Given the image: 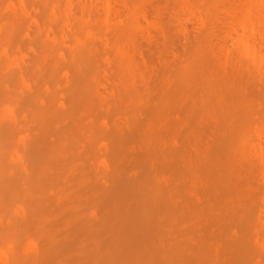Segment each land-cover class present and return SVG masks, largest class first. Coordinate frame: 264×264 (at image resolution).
<instances>
[{
	"label": "rangeland",
	"instance_id": "rangeland-1",
	"mask_svg": "<svg viewBox=\"0 0 264 264\" xmlns=\"http://www.w3.org/2000/svg\"><path fill=\"white\" fill-rule=\"evenodd\" d=\"M108 1L111 2V5L113 7L112 9L114 11L116 10L115 11L116 13L114 12L115 14L112 11L113 15L110 14V16H108L109 18L106 16V12H105V0H0V92H1L0 93V119L1 117L3 118L0 120V123L2 121L1 123L2 125L0 124L2 127L0 128V136H1L0 137V227L1 225H3L4 228L8 229L9 231L16 232L15 234L13 232L9 234H5V232L7 233V230L6 229L3 230L4 232L2 233L1 230L3 227L0 228L1 229L0 230V246H2L0 247V264L2 263L12 264V262L13 264L15 263L16 264L17 263L18 264H24V263L25 264H28V263L29 264H36V263L38 264H61V263L62 264H91L90 261L92 262V264H133V263L135 264H153V263L154 264H164V263L165 264L166 263L182 264L183 262H184L183 264H198V263L199 264L201 263L202 264L204 263L205 264L207 263L216 264L219 256L220 258L224 256L222 257L223 262L221 261V259L218 260V262H220L219 264L221 263L228 264V260H230V264H234V263L235 264L237 263L238 264H249V263L250 264H253V263L254 264H264L263 262L264 260H260L258 257V255L260 254V251L262 252L261 248L263 247L261 246L262 244H260L259 242L258 244L256 240H255L256 241L255 243L251 242V244L250 242H247L246 245H244L243 243L240 246L244 250V252H242L243 250L239 247L238 244H237L238 246L233 245V244H231L232 246L227 245L225 238L223 237V235L229 230L228 226L231 225L232 223L231 221H233V219H231L232 213H233L232 212L233 210L231 211L230 209L231 206H235V204L237 206V204L239 205V203L241 205L242 203L243 205H241V211L242 209H244V211L246 212H242V213H244V215L246 216L250 215L249 213H251V211L256 212L255 216L259 214L257 217L261 216L262 212H264L263 210L264 208L263 209L261 208V206L264 207L263 205L264 204L263 202V198H264V190H263L264 189V169H263L264 168L263 166L264 158H262V155L264 152L262 151L264 150V137L263 135L259 136L256 133L254 134V131H253L255 130V132H257L260 128L259 126L260 125L263 126V124L258 123V119H260L261 115L264 114V82L260 80V76L262 75L258 74L259 71L255 69V71L258 72L256 73V76L254 75L255 77H257V79L253 78V75L251 72V70L253 69L251 68L249 69L248 67L246 69V67L244 66L247 63L243 61L244 59L242 60V62L240 60V58H242L243 56L241 54L242 52H239L241 51L240 50L241 49V45H240L241 39L238 40V38H242L241 36L243 35H245L246 40H247V37L249 39V35L253 37V33L251 32L250 28L249 30L243 29L242 31V28L239 27L241 23L239 24V22H237V20L241 18L239 16L242 15L243 17V14L241 13L244 12L245 0H243L244 2L242 0H233V2L235 3H233L232 0H226V1L225 0H206L207 2L205 0H198V1L195 0V3L196 1L197 3L203 2L199 4L200 5L204 4V6L207 8L208 11L205 8L204 9H205V14L207 16L209 15L208 17L205 14L201 15V13H199V10H196V8L191 9L192 6L189 7L190 3L188 6L186 2L189 0H139V1L137 0L127 1L126 0L127 7L122 6L123 4L121 2L123 0L121 1L120 0H108ZM129 1H132L131 3L133 4V6ZM190 1L192 3V0ZM239 1L243 2L244 4L241 2L239 3ZM229 2H232V4L234 5L237 2L239 3V5L236 4L235 9L230 8L232 4H230ZM237 5L239 7L238 9H240L239 13L241 15L238 12H236V10H238L236 9ZM229 12L230 14H228ZM233 13H234V16H233ZM235 14L239 16L237 17L235 16ZM224 16H226V18L228 19H226ZM235 17L237 18L236 20H235ZM231 20H233V22L235 20L234 23L237 22L236 24H239L238 26L235 25L237 26V28L233 25ZM159 22L163 25V27L159 26L160 25ZM155 24L157 25V27L154 26ZM261 25L262 26H257V29L259 27H261V29L264 28V24H261ZM230 26H232V29L233 27H235L236 32L234 31L235 30L234 28L233 32L229 33V31L231 32ZM147 27L148 29H146ZM152 27H154V29H152ZM185 27L187 29H185ZM238 27L241 29H239ZM158 28L161 29V31H162V28H164V31L160 32ZM210 29L213 30V34ZM150 30L152 33L150 32ZM253 30L254 29H252V31ZM238 31L239 32L241 31V32L239 33ZM245 31H247V34H249L248 36ZM181 32H183V34ZM242 32L245 34L241 35ZM249 32H251L252 34H250ZM257 32H255L254 36L257 35ZM228 34H231V35L228 36ZM148 35H151V36H148ZM201 35L203 38L201 37ZM206 35L207 36L210 35L206 39V40L209 39L207 41L208 47L212 46L213 44L214 46H216V48L214 47L215 49H213V46L211 47L213 50L210 49V47L209 48L207 47L205 49L207 51V54L204 53L206 52L204 51V48H205L204 45H201L204 41H206L204 39L207 37ZM152 36L154 38H150ZM213 36L214 38H212ZM195 37H196L195 44H197L196 42L198 41L197 46L200 48L199 50L201 51L197 52L198 47L196 48L195 46V49L193 47L190 48L193 50L189 49L190 51H188L189 52L188 54L191 53L194 55L197 52L200 55L198 56L201 57L202 55H205V54L208 55V52H209L210 56H208L209 58L207 59H209V61H211L210 59L214 61V62L211 61L210 66L204 65L205 66L204 67L202 66V63H201V67L199 69L200 61L197 63L194 62V60L196 61V59H198V56H195L196 58L194 59L193 58L194 56H192L191 54L190 55L192 56L194 60L192 59L191 61H189L190 59L189 57H187L188 59H185L186 56L188 55L185 49L189 48V46L191 47V45L192 46L195 45L194 43L192 44V42H194ZM261 37L262 39L260 41L261 42L263 41L262 43L264 44V40H263L264 34L263 33L261 34ZM261 37L257 35V37L255 38L260 39ZM199 38H201V40ZM187 39H190V41L192 39V41L190 42L191 45L190 43H188L187 45V42H189V41H186ZM203 39L204 41H202ZM213 39H214V43H213ZM210 40L212 41L213 44L210 42ZM238 41H239L238 44L240 45L239 51H237L239 48L237 46ZM262 43L261 45L263 46ZM184 44L187 47H185ZM218 44L219 46L220 45L222 46L223 44V46L226 49L223 48V46H222L223 51L221 50V47L220 49L219 48L217 49ZM202 46L204 47L203 49H201ZM227 48L230 51L232 50L230 52L232 54L235 53L237 55L239 53L238 54L239 58L236 59V57L238 56H236L235 54L232 55L234 56L233 58L235 60L231 58L232 56H230L229 50ZM182 50H184L183 51L184 54L185 53L187 54L185 55V57H184V54L181 52ZM226 50L228 51L226 52ZM261 50L264 52V47H261ZM165 51H168L167 52L168 54L165 53ZM220 51L224 53L226 52L225 58L227 59L229 57L231 58L230 60L228 59L230 62L228 60L225 61V63L229 62L228 64L227 63L225 64L223 62V59L225 60L224 58L225 54L223 53L224 54L223 56V54ZM177 52L180 53L181 56L180 54L178 56V54H176ZM200 52H202L203 54L201 55ZM218 52L220 53V55ZM217 53H218L217 58L219 60L216 58ZM157 57L158 59H156ZM166 57L167 59H170V58L173 59L171 61L175 63L172 64V62L168 61ZM176 59L178 60L181 59L180 60L181 63ZM203 59L205 58H202L201 60ZM215 60L219 63V64L217 63L218 65L216 64ZM237 60H239L241 63L244 62L243 64H240V67L242 66L241 68L243 69V71L241 70V68L237 67V65H236L237 68H233L235 67L234 63ZM152 61H154V63ZM164 61L166 62L168 61V62L165 63ZM203 61H208V60H203ZM239 61L238 63L236 62V64H239ZM169 62L172 65H170ZM189 63L191 64L189 65ZM161 64L163 65V67ZM178 64H180L181 67H179ZM169 65L171 67H173L174 65V67L172 69H169L168 68ZM185 65H188V67L186 68L188 73L183 69L185 68ZM193 65L198 68H194ZM219 65L222 66V68H224L225 70H226V67L228 68V66L229 68L231 67L233 70L229 72L228 71L229 69H228L227 70L229 72L228 74L227 72H225L224 69L220 71L219 68L221 67ZM223 65H228V66H223ZM232 65L234 66L232 67ZM108 66L112 67L113 69L111 68L110 69L111 71L108 70ZM217 67H219L218 68L219 71ZM160 68L163 70H161ZM190 69L195 70L194 73ZM206 69L208 73L212 71V73L210 74L211 76L208 74L210 77L206 75L207 73L203 72L204 70L206 72ZM235 69L237 70L239 69V70L238 71L236 70V72H234ZM248 69L250 70V72ZM9 70L12 73L11 76H10ZM216 70H217V74H215ZM158 71L160 72V74ZM233 72L238 77H236V75L234 76ZM239 72H241L242 74ZM243 72H246V74L250 73L251 75L249 74L246 75ZM220 73H223V74H220ZM218 74H220L221 77L218 78L217 76ZM230 75L231 76L233 75L234 78L228 79L230 78ZM212 76H214L213 79H212ZM216 76L218 79H216ZM206 77L210 79L207 80ZM262 77L263 79L262 78L261 79L264 80V76ZM180 78H182V80ZM195 78L196 80H194L193 82V79ZM236 78L238 79L236 80ZM251 78L255 80L253 79L251 80ZM177 79H179V81H177ZM220 79H225V80L221 81V83L218 84L217 82H219ZM227 79L229 81L231 80V82L228 81L231 85L228 83L229 85L226 84L227 86L225 85L221 87V85L224 84V82L227 83L226 82ZM239 79L242 83L244 82V86L243 84L239 83ZM205 80L206 82L208 81V83H205ZM113 81L114 83L116 81L119 82L118 85L116 84L114 85ZM233 81L236 83L234 84ZM192 82L197 84L198 87H201V89L200 88L197 89V86L195 87V84H192V87H191ZM237 82L240 84V87L239 89L237 88L238 90H235L234 92L231 87H233L234 85L239 86ZM247 82L249 84H247ZM209 83L211 84V86L209 85ZM258 83H260L261 87H259L260 85ZM2 84L5 87H1L3 86ZM206 84H208L207 88H210V89L212 88V89L211 90L208 89L206 91L205 89ZM219 86L222 89H225V87H228L227 91L232 89V93L234 92L233 95H235V98L232 94H230L231 91L227 92V94L229 93L228 95L230 97H232L234 100L236 99L239 105L241 104L242 106H244L242 107L240 105L244 109V112L247 111V109L250 111L249 107L252 104V100L250 99L252 98L255 99L256 96H257L256 98L257 101L255 102L256 99L255 100L253 99V101L254 103H256L255 105H257V108H260V109L256 110L255 106H254L255 108L254 107H252L253 109L251 108V110H253L251 114L254 113L255 115V116L253 115L254 117L250 115L249 112H245L244 115L246 116H244V119H245L243 121L244 123L241 121L242 118L237 115L236 118L237 117L241 118V120H237L239 124L240 122H242L241 125L239 126L238 124H236L237 121L234 122L236 120L234 115L237 114V112L235 111L236 109H238V108H235V106L239 107V109H242V108H240L238 103H235L234 106H233L234 103H232L233 111H232V107L230 110L229 109V106L231 105V103L229 102L230 97L228 100L230 105L227 102H226L227 106L224 105V102L226 101L227 99L226 97H228V95H226V91L220 89ZM110 88L112 89L114 88V90ZM174 88L175 90L173 91ZM178 88H180L181 90L179 89L180 90L179 91ZM233 88L235 89V87ZM242 88L245 90H243ZM105 90L107 91L108 95H104V96H108L111 98L113 97L112 100L111 98L106 99V97L103 96L104 94L103 92L106 93ZM158 90H160L159 93L157 92ZM213 90L216 91V92L214 91L215 95L213 94ZM120 91L122 94L120 93ZM186 91L190 93L188 94ZM208 91L212 93L209 94ZM224 91L225 93H222ZM242 91H246V92H242ZM247 91L249 93H247ZM109 92L111 93L113 92L115 95L111 93L109 94ZM182 92L185 95H183ZM124 93L126 95H124ZM163 93L166 98L164 97ZM171 93L173 94L171 95ZM235 93L237 95L238 94L240 95L236 96ZM143 94L145 97L143 96ZM244 94H246L245 96L247 97L243 98ZM115 96L118 99H116ZM167 96H168V99H167ZM206 97L208 100L206 99ZM213 97L215 98V100L213 99ZM237 97L239 98L237 99ZM258 97H260V99ZM245 98H246V101H248L247 104H245L246 103ZM103 99L106 101H104ZM162 99H164V101ZM165 99L169 101L167 102L165 101ZM161 100L164 103L165 109L161 108V106H163L161 104L162 103ZM250 101H251V104L249 103ZM173 102L175 105L173 104ZM218 102H221V103L217 104ZM243 103L246 106L243 105ZM258 103L260 105H258ZM224 106L228 107L227 108L228 110H226ZM260 106H262L263 112L260 111L261 110ZM9 107L11 108L13 107L12 109L15 112L14 114L8 110ZM157 107L159 110H161L160 113L158 112L159 111L158 109L156 110ZM185 107L187 108V110ZM217 107L219 108L218 109L219 111L216 110ZM245 107H246V110H245ZM35 109H37L38 111H35ZM152 109L156 111L155 114ZM213 109H215V111L212 112ZM126 110H128V112ZM200 111H201V114H200ZM231 111L233 115H231ZM150 112L153 115H151ZM226 113L228 115H226ZM259 113H262V114H260V117H257ZM216 114H217V117L215 116ZM229 114L231 115L230 116L231 118L229 119L227 118L229 121H227V119H224L227 121L226 124L224 121V124L227 126L225 127L224 125L223 127L222 125V127L220 128L221 125H218L217 123L219 122V124H221L219 120L220 118L219 116H221L222 118H223V115H226V117H229ZM240 114H243V113L240 111ZM38 115L39 117L40 116L41 117L39 118ZM198 115L199 116L202 115V116L199 117ZM153 116L157 117L156 121L154 117V122L155 123L157 122V125L155 124L156 126L152 125L154 124V122H152ZM250 116H252L255 119L253 120V122H252L253 118L251 119ZM212 117H215L216 121L215 120L213 121ZM222 118L220 119L223 123ZM113 119H115L114 122H113ZM169 120H171L174 124H172L171 121L169 124ZM174 120L175 122H177V124L174 122ZM263 120H264V115L261 121ZM118 121H120L121 123L125 125L123 129L121 128L122 124H120ZM201 122L202 124H200ZM233 122L236 124V126H233L235 125ZM139 123L140 125H138ZM145 123L147 124L145 125ZM167 123L169 125H167ZM213 123H215V126L216 124H217V127L219 126L218 129L213 127L214 126ZM116 124H118L120 127L119 128L117 125V127L120 129L119 130L120 133L123 130L124 134L118 133L119 131L115 129ZM149 124L151 125L152 128L149 126ZM162 124L164 125L162 126ZM231 125L233 126V128L230 127ZM110 126H112V128ZM144 127L146 128V130L151 129L150 132L146 131L148 133L147 135L145 134L146 132L144 131L145 129ZM235 127L237 128V131L235 130L236 132L235 131L233 132ZM105 128L106 130L108 128V131L104 130ZM110 128L112 132L110 131ZM213 128H215V130H213ZM247 128H250L249 130L252 131L253 134L252 132L248 131ZM112 129L114 130V132ZM209 131L213 134L210 135ZM108 132L109 133L111 132V133L107 134ZM162 132L165 134H163ZM150 133L151 134L155 133V135L157 134L158 137L156 135L157 137L156 138L154 135H151ZM159 133H160V136H159ZM215 133L216 135L219 134V136L216 137ZM240 133L242 136L240 135ZM149 134L150 136H148ZM203 134L205 135V137ZM262 134H264V132ZM108 135L109 136L111 135L110 137L113 136L112 139L109 138ZM225 135H226V138L228 139L225 138ZM25 136H27L28 139ZM98 136L100 137L98 138ZM146 136H148L149 138ZM152 136L154 137L155 140L152 139L153 138ZM220 136H221V139H220ZM95 137L98 139L99 144L97 143V139ZM173 137H174V140H172ZM211 137L216 138V139L219 138V139L215 140ZM102 138L103 139L105 138V139L102 140ZM106 138L111 139L109 141L111 144L109 143V145H107L109 139L107 140ZM161 138L165 140L163 141ZM25 140H28V141L26 142ZM112 140H115L114 142H116L117 144H115ZM156 140H158V142ZM167 140H169V142ZM140 141L141 142L144 141L143 144ZM178 141L180 143H178ZM219 141L220 143H217ZM195 142L197 143L195 144ZM258 142L259 144H257ZM121 143H123V146L127 150L122 149V147L120 146L122 145ZM241 143L243 146L242 149H241L242 147ZM260 143L263 145H261ZM132 144L134 145V148L135 149L137 148L138 150H135ZM193 144L195 147L193 146ZM94 145H96L97 147ZM101 145L102 146L104 145L103 146L104 148ZM234 145H235V148H234ZM260 145H261V148L259 147ZM247 146H248V149H247ZM105 148H108V150H110L109 151L110 154L112 152L111 154L112 157H110L111 156L110 154L108 155L109 152H107V149ZM259 149L261 151H259ZM92 150L96 153L94 154ZM124 150L127 151V153H125ZM133 151L136 153H134ZM170 153H172V155ZM242 155L244 157H242ZM217 156H218V159H217ZM245 156L246 157L248 156V157L246 158ZM109 157L112 159H110ZM133 157H135L136 159ZM228 158L229 160H227ZM131 159L133 160L131 161ZM148 159L149 160L151 159V160L149 161ZM262 159H263V162H262ZM218 161L220 162L219 163L220 165L218 164ZM258 161L260 162V166H259ZM198 162H199V165H198ZM218 165H219V168L217 170ZM212 166L214 167V169ZM258 166L260 167V169ZM232 167L233 169L231 170L230 168ZM74 169H76V171ZM27 171L29 172V174ZM262 172H263V175L261 174ZM178 173L180 174L179 176H178ZM221 173L223 174V176ZM231 173H233V175ZM217 174L219 176H217ZM245 176H246V179H244ZM220 177L222 180L220 179ZM24 178L27 179V181ZM215 178H216V181H215ZM94 179L96 180L95 182H94ZM223 182H225V184ZM158 183H161L164 186L161 184L159 185ZM216 183L218 185H216ZM219 183L222 185L221 188H220ZM174 184L176 185V187H174L175 186ZM194 184L198 186H195ZM131 185H133V187ZM210 186L212 187L213 190L211 189ZM216 186H218V189L216 188ZM238 186L244 192L242 191H241L242 193L239 192L240 189L238 188ZM253 187L255 188V190ZM196 188L198 189L200 194L198 193ZM181 190L184 193V194L182 193L183 194L182 197H181L182 195ZM191 190L194 192H192ZM216 190L218 191L217 192L218 195L215 193ZM155 191H157L158 194H155L156 193ZM96 192L98 193V196L96 195ZM107 192L110 194H108ZM94 193L96 195L95 196L96 198H93ZM185 193L188 195V198L186 197ZM193 193H194V197H193ZM160 194H162V196ZM76 195H78L79 198ZM166 195L168 198L172 196L171 197L172 199L171 198H169L171 200L167 199V197H165ZM178 195H179V198H178ZM218 196H220L221 198ZM84 197L85 199L88 197L89 198L85 200ZM183 197H184V200H183ZM163 198H165V200ZM192 198L195 201H192ZM39 199L40 201H38ZM222 199H223V202H222ZM238 200L239 202L237 203L236 201ZM179 201L182 203H180ZM231 201L235 202V203L233 202L234 205H231L232 204ZM193 202L194 203L196 202V203L192 205ZM218 203H219V206H218ZM87 206L89 208H87ZM178 207H181V208L178 209ZM206 207L208 208V211ZM220 207H221V210H220ZM252 207L254 208V210ZM182 212L185 217L183 216ZM191 212H194V213L192 214ZM237 212L241 213L239 212V210ZM260 212H261V215H260ZM171 213H173L174 215ZM212 213L213 215L215 214V217L217 215L218 217L217 219L220 220L219 222H217L218 220H216L215 217L212 216ZM156 215L160 217H157ZM79 216L80 217L82 216V217L80 218ZM87 216L88 217L91 216L90 219ZM186 217L190 220V222L187 223L188 219ZM252 217L250 218V220L254 221L255 220L254 216ZM8 219L10 221H13L12 224ZM84 219L86 221H84ZM156 219H158L159 221ZM87 220L89 223H87ZM143 220H145L146 222L144 223ZM246 220L248 221L249 219L246 218ZM132 221H134V223H132ZM160 221L161 222L163 221L162 222L163 224ZM183 221L184 223H182ZM213 221H216V222L213 223ZM157 222L160 224L161 228L159 227V224ZM167 222L169 225L167 224ZM216 223L218 224L216 225V227L220 229L224 227L222 231L220 230V233H217V231L215 230L218 228L213 227L215 226ZM237 224L241 226H244V225L247 226L246 223L242 224V222H237ZM6 225L9 228H7ZM188 225L189 227H187ZM246 226H244V228L241 227L240 229L245 230ZM252 226L254 227V225H251L250 227ZM209 228H211L212 231L216 232L218 235L219 234L221 235V232H222L221 237L220 235L219 236L216 235L217 240L219 239L220 242L222 241L220 248H219L221 251L216 248L214 249V251L211 249V248H214L215 245L217 246V244H215L213 247L212 242L218 243L219 241L216 242V240L215 241H211V239L209 240V238H211L212 235H215L212 232H211L212 233L211 235L210 230H208ZM26 229L28 231L30 230L29 233L27 234H26V231H27ZM88 230L90 231L92 230V231L89 232ZM157 231L161 236L157 233ZM261 231H263V228L261 229ZM116 232L120 237L116 234ZM156 233L158 234L159 237L156 235ZM10 234L12 237L20 236L19 238L17 237L15 238V239H19V240H16L15 242L17 244L15 245L18 247L14 246L13 248V246L10 243H8L12 240L11 239L12 237L9 238L10 240H8V237H10L9 236ZM22 234L23 235L25 234L27 238L23 236ZM181 234L184 236V238L181 236ZM250 234L251 232L249 231V235ZM6 235L8 236L7 238L5 237ZM186 235L188 239L186 238ZM249 235H247V237L249 238V240H251L250 239L251 237ZM53 237H55L57 241L55 240L54 242ZM22 238L24 239V241ZM25 238L27 240H25ZM185 238H186V241H185ZM222 238L224 239V241L222 240ZM29 239L31 241H29ZM34 239L38 243V247L36 246ZM48 239H50L51 241ZM190 240H191V243H190ZM169 241L171 243H169ZM195 241H197L198 245L196 244ZM208 241H210L211 243V248L207 247L209 246ZM91 242L95 244V247ZM145 242L147 243L149 242L150 244H147ZM151 242L154 243L155 245H151ZM12 243L14 242L12 241ZM69 243L71 244V246ZM3 244H5L4 247L6 246L5 248H7L6 252L5 250H3L4 248ZM176 244L178 247L176 246ZM184 244H186L185 246L186 248H184ZM224 245L227 247L229 252L225 250L226 248L224 249ZM250 245L252 246V248ZM98 246L99 247L101 246V247L99 248ZM246 246L247 248H245ZM218 247H219V244L217 248ZM249 247L251 250L249 249ZM26 248L29 249L28 250L29 252L26 251L27 250ZM208 248H210V251L211 250L213 251V252L211 251L213 254L217 253L215 250H217L218 252L220 251L219 256L216 254L217 258L215 262H214L215 254L213 256L211 255L210 258H207L206 260V257L209 254H211ZM169 249L171 250L169 251ZM93 250H95L96 252L94 253ZM3 251L5 252V255ZM15 251H18V252H15ZM171 251H174V252L172 253ZM190 251L192 253H190ZM8 252H11L12 255H10V253ZM206 252L209 254H207ZM250 252L252 253L248 257ZM13 253L14 254L16 253L15 255L17 256L19 254V257L15 256ZM238 253L240 254L239 257H238ZM263 253L264 252H262L259 256H261ZM153 254L155 256H153ZM242 254L244 255L242 256ZM27 256L29 257V259L27 258ZM174 257L176 258L174 259ZM211 258H213V260ZM148 259H150L151 261H149ZM209 259H210V262L208 261ZM162 261L164 263H162ZM193 261L194 262L196 261V262L194 263Z\"/></svg>",
	"mask_w": 264,
	"mask_h": 264
},
{
	"label": "bare ground",
	"instance_id": "bare-ground-1",
	"mask_svg": "<svg viewBox=\"0 0 264 264\" xmlns=\"http://www.w3.org/2000/svg\"><path fill=\"white\" fill-rule=\"evenodd\" d=\"M120 1H121V0H120ZM127 1H128V0H127ZM127 1H126V0H123V1L121 2L123 5H122V4H120V5H122V6H126V7H127V5H126V4H127ZM133 1H135V0H133ZM137 1H139V0H137ZM197 1H198V0H197ZM197 1H196V3H195V0H194V1L192 0V3H191L190 0H189V1H186V2H187V4H188V6H189V3H190V6H189V7L192 6L191 9H192V8H196V10H199V13H201V15H202V14H205V9L207 10V8L204 6V4H202L203 6L200 5V4L203 3V2H201V3L198 2V3H197ZM205 1H206V0H205ZM225 1H226V0H225ZM242 1H243V0H242ZM129 2L131 3L132 1H129ZM142 2H143V1H142ZM146 2H147V1H146ZM146 2H144V3H146ZM184 2H185V1H184ZM206 2H207V1H206ZM206 2H205V3H206ZM232 2H233V0H232ZM232 2H229V3L232 4ZM240 2H241V1H239V3H240ZM243 2H244V1H243ZM243 2H241V3H243ZM199 3H200V4H199ZM233 3H235V2H233ZM239 3L236 2V4H238V5H239ZM244 3H245V4H244ZM244 3H243V4L245 5V6H244V12L242 11L243 13H241V14H243V17H244V18H243L242 15L239 13V10H240V9H238V8H239L238 5H237V7H236V9H238V10H236V12H238L241 16L235 14V16H237V17H238V16L241 17V18H239V19L237 20V22H239V24H240V23H241V24H240V25H239V24H236L237 22L234 23L235 20L237 19L236 17H235L234 22H233V20H231V21H232V23H233L234 26H235V25H237V26L239 25V27L242 28V31H243V29H245V30L248 29V30H249V28H250V29H251V32L253 33V37H252L251 35L247 34V31H245L246 34H247V36L249 35V39H250V40H249L248 37H247V40H246V39H245V38H246L245 35H243V34H245V33L242 32L241 35H243V36L240 35L242 38H238V40L241 39V40H240V43H241V44H240V45H241V49H240V47H239L240 45L238 44V43H239V41H238V42H237V46H238L239 48H238V50H237V49H235V50H237V51H239V49L241 50V51H239V52H242L241 54H242V56H243L242 58H240L241 62H242V60L244 59L243 61H245V63H247V64H245L244 67H246V69H247V67H248L249 69H250V68L253 69V70H251L252 75H253V78H256V79H257V77H255V76H256V73H258L257 71H259L258 74H261L262 76H264V52L262 51L263 49L261 50V47H264V44L262 43L263 41H262V42L260 41V40L262 39V37H263V35H262V37H261V34H262V33L264 34V28L261 29V27H259L260 29H259V28L257 29V26H262L261 24H264V0H245ZM124 4H125V5H124ZM131 4H132V3H131ZM236 4H235V5L232 4L233 6L231 5L230 8H234V9H235ZM132 6H133V4H132ZM144 6H145V5H144ZM186 6H187V5H186ZM206 6H207V5H206ZM229 6H230V5H229ZM229 6H228V8H229ZM138 7H139V5H138ZM112 8H113V7H112V5H111V2L108 1V0H105V12H106V16H107V17L110 16V14L113 15V13L116 11V10L114 11ZM128 8H129V7H128ZM204 8H205V9H204ZM209 8H210V7H209ZM209 8H208V9H209ZM114 9H115V8H114ZM210 9H211V8H210ZM225 9H226V8H225ZM136 10H137V9H136ZM220 10H221V9H220ZM223 10H224V9H223ZM112 11H113V13H112ZM186 11H187V10H186ZM207 11H208V10H207ZM226 11H227V10H226ZM233 11H234V10H233ZM139 12H140V11H139ZM142 12H143V11H142ZM177 12H178V11H177ZM115 13H116V12H115ZM115 13H114V14H115ZM146 13H147V12H146ZM146 13H145V14H146ZM206 13H207V12H206ZM136 14H137V13H136ZM143 14H144V13H143ZM207 14H208V13H207ZM226 14H227V13H226ZM228 14H230V12H229ZM137 15H138V14H137ZM205 15H206V14H205ZM176 16H178V15H176ZM206 16H207V15H206ZM208 16H209V15H208ZM208 16H207V17H208ZM233 16H234V13H233ZM224 17L226 18V16H224ZM229 17H230V16H229ZM108 18H109V17H108ZM233 18H234V17H233ZM242 18H243V20H242ZM226 19H228V18H226ZM229 20H230V19H229ZM241 20H242V21H241ZM240 21H241V22H240ZM228 22H229V21H228ZM228 22H227V23H228ZM153 23H154V22H153ZM159 23H160V22H159ZM159 23H158V24H159ZM212 23H213V22H212ZM230 23H231V22H230ZM230 23H229V24H230ZM138 25H139V24H138ZM139 26H140V25H139ZM141 26H142V25H141ZM154 26L157 27L156 24H155ZM159 26H162V27H163V25H162L161 23H160ZM205 26H206V25H205ZM208 26H209V25H208ZM228 26H229V25H228ZM237 26H235V27L237 28ZM156 27H155V28H156ZM216 27H217V25H216ZM235 27H233V29H234ZM239 27H238V28H239ZM164 28H165V27H164ZM164 28H162V31H164ZM211 28H212V27H211ZM220 28H221V27H220ZM228 28H229V27H228ZM228 28H227V29H228ZM230 28H231V32L229 31V33H232V32H233L232 26H230ZM236 28H235V30H234L235 32H236ZM241 28H239V29H241ZM140 29H141V28H140ZM146 29H148V27H147ZM152 29H154V27H152ZM158 29H159V28H158ZM185 29H187V28L185 27ZM212 29H213V28H212ZM212 29H210V30H211V32H212V34H213V30H212ZM227 29H226V30H227ZM239 29H238V30H239ZM252 29H254V30L252 31ZM256 29H257V30H256ZM159 30H160V32H162L161 29H159ZM182 30H183V29H182ZM199 30H200V29H199ZM179 31H180V30H179ZM185 31H186V30H185ZM257 31H258V32H257ZM260 31H261V33H260ZM150 32H151V30H150ZM203 32H204V31H203ZM205 32H207V31H205ZM209 32H210V31H209ZM238 32H239V31H238ZM240 32H241V31H240ZM240 32H239V33H240ZM251 32H249V33L252 34ZM255 32H257V35H258L259 37H261L260 39H259V38H255V37H257V35L254 36ZM148 33H149V32H148ZM148 33H147V34H148ZM151 33H152V32H151ZM156 33H157V32H156ZM163 33H164V32H163ZM181 33L183 34V32H181ZM258 33H259V34H258ZM149 34H150V33H149ZM182 34H181V35H182ZM187 34H188V33H187ZM203 34H204V33H203ZM210 34H211V33H210ZM212 34H211V35H212ZM153 35H154V34H153ZM160 35H161V34H160ZM207 35H208V34H207ZM207 35H206V36H207ZM229 35H231V34H228V36H229ZM236 35H237V34H236ZM236 35H235V36H236ZM148 36H151V35H148ZM148 36H147V37H148ZM209 36H210V35H209ZM209 36H207V37L204 38V39L206 40ZM240 36H239V37H240ZM158 37H159V36H158ZM201 37H202V35H201ZM232 37H233V36H232ZM237 37H238V36H237ZM150 38H154V37L152 36V37H150ZM182 38H183V37H182ZM202 38H203V37H202ZM212 38H214V36H213ZM243 38H244V39H243ZM195 39H196V37L194 38V42H192V44H193V43L195 44ZM199 39L201 40V38H199ZM204 39H203L202 41H204ZM197 40H198V38H197ZM208 40H209V39H208ZM208 40L204 41L205 43L203 42V43L201 44V45H204V47H205V48H204V47L202 46V48H201V49L204 48V51H206L205 49L208 47V45H207V44H208V42H207ZM215 40H216V39H215ZM226 40H227V39H226ZM226 40H225V41H226ZM263 40H264V39H263ZM186 41H189V42H187V45H188V43H190V42L192 41V39H191V41H190V39H187ZM186 41H185V42H186ZM202 41H201V42H202ZM223 41H224V40H223ZM154 42H155V41H154ZM210 42L212 43L211 40H210ZM235 42H236V40H235ZM196 43H197V44H195V45H193V46H192L191 43H190L191 47L189 46V48L185 49V50L187 51V54L189 53L188 51L193 50V49H190V48L193 47V48L195 49V46H196V48L198 47V46H197V45H198V41H197ZM213 43H214V39H213ZM213 43H212V44H213ZM216 43H218V42H216ZM261 43L263 44V46L261 45ZM7 44H8V43H7ZM153 44H154V43H153ZM224 44H225V43H224ZM8 45H9V44H8ZM172 45H173V44H172ZM172 45H171V46H172ZM184 45H185V44H184ZM206 45H207V46H206ZM216 45H217V44H216ZM164 46H165V45H164ZM212 46H213V49L216 48V46H214V44H213ZM212 46H209L210 49H212V48H211ZM222 46H223V44H222ZM222 46H221V45L219 46V44H218L217 49H218V48L220 49V47H221V50L223 51V48H225V47L223 46V48H222ZM225 46H227V45H225ZM237 46H236V47H237ZM176 47H177V46H176ZM182 47H184V46H182ZM185 47H187V46L185 45ZM209 47H208V48H209ZM214 47H215V48H214ZM181 49H182V48H181ZM189 49H190V50H189ZM197 49H198L197 52L201 51V50H199V49H200L199 47H198ZM213 49H212V50H213ZM217 49H216V51H217ZM225 49H226V48H225ZM227 49H228V48H227ZM177 50H178V49H177ZM177 50H176V51H177ZM228 50H229V49H228ZM228 50H226V52H227ZM235 50H234V52H235ZM183 51H184V50H182L181 52L183 53ZM222 51H220V52L223 54L224 52H222ZM231 51H232V50H231ZM231 51L229 50V54H230V56H232V55L235 54V53H233V54L230 53ZM167 52H168V51H165V53H167ZM197 52H196L194 55L190 53L192 56H194V57H193L194 59L196 58L195 56H198V55H199V53H197ZM226 52L224 53L225 56H224V54H223L224 58L226 57ZM169 53H170V51H169ZM204 53L207 54V51L204 52ZM213 53H214V51H213ZM215 53H216V52H215ZM218 53H219V52H218ZM218 53H217V55L215 54V55H216V58L218 57ZM236 53H237V52H236ZM167 54H168V53H167ZM167 54H166V55H167ZM176 54H178V56H179L180 53L177 52ZM176 54H174V55H176ZM183 54H184V53H183ZM187 54L185 53V54H184V57H185V55H187ZM190 54H188V55H190ZM196 54H197V55H196ZM200 54L202 55L203 53L200 52ZM206 54H205V55H206ZM238 54H239V53H238ZM238 54H237V55L235 54V55L238 56ZM108 55H109V54H108ZM188 55L186 56L185 59H188L187 57H189V58H190L189 61H191L193 58H192L191 55H190V56H188ZM205 55H202L201 57H202V58H205V59H203V60H208V61H203V60H201L202 58L199 57L200 55L198 56V59H196V61L193 59L194 62H196V63L200 61V62H199V63H200V65H199V69H200V67H201V63H202V66H204V65H207V66L209 65V66H210V64H211L212 59H210L211 61H209V59H207V58H209L208 56H210V53L208 52V55H206V56H205ZM213 55H214V54H213ZM219 55H220V53H219ZM159 56H160V55H159ZM167 56H168V55H167ZM180 56H181V54H180ZM164 57H165V56H164ZM174 57H176V56H174ZM213 57H215V56H213ZM213 57H212V58H213ZM221 57H222V56H221ZM228 57H229V56H228ZM233 57H234V56H232L231 58H233ZM231 58L229 57L228 59L230 60ZM238 58H239V56L236 57V59H238ZM143 59H144V57H143ZM143 59H142V60H143ZM156 59H158V57H157ZM166 59H167V57H166ZM217 59H218V58H217ZM221 59H222V58H221ZM228 59H227V58H225V60L223 59V62L225 63V61L228 60ZM233 59H234V58H233ZM152 60H153V59H152ZM167 60L170 61V62H172L171 60H173V59L170 58V59H167ZM176 60H178V59H176ZM180 60H181V59H180ZM180 60H178V61L181 63ZM197 60H198V61H197ZM218 60H219V59H218ZM229 60H228V61H229ZM234 60H235V59H234ZM76 61H77V60H76ZM144 61H145V59H144ZM168 61H167V62H168ZM201 61H202V62H201ZM215 61H216V60H215ZM238 61H239V60L235 61V63H234V64H235V67H233L234 65H232L233 68H237V67L241 68V67H242V66L240 67V64H243L244 62L241 63V62L239 61V64H236V62L238 63ZM77 62H78V61H77ZM77 62H76V64H77ZM152 62L154 63V61H152ZM164 62L167 63L166 61H164ZM170 62H169V64H170ZM207 62H209V63H207ZM212 62H214V61H212ZM221 62H222V61H221ZM223 62H222V63H223ZM229 62H230V61H229ZM229 62H226V63L228 64ZM231 62H232V61H231ZM233 62H234V61H233ZM78 63H79V62H78ZM141 63H142V62H141ZM165 63H164V64H165ZM174 63H175V62H172V64H174ZM176 63H177V62H176ZM205 63H207V64H205ZM217 63H218V62L216 61V64H217ZM226 63H225V64H226ZM143 64H144V62H143ZM172 64H170V65H172ZM190 64H191V63H189V65H190ZM216 64H215V65H216ZM218 64H219V63H218ZM218 64H217V65H218ZM109 65H110V63H109ZM141 65H142V64H141ZM161 65H162V64H161ZM166 65H168V64H166ZM170 65H169L168 68H169V69H172V68L174 67V65H173V67H171ZM236 65H237V67H236ZM135 66H136V65H135ZM175 66H177V65H175ZM178 66L181 67L180 64H178ZM183 66H184V65H183ZM212 66H213V65H212ZM219 66H220V65H219ZM223 66H228V65H223ZM230 66H231V65H230ZM162 67H163V65H162ZM179 67H178V69H179ZM187 67H188V65H185V68H183L186 72H187V70H186ZM193 67H194V68H198V67H196V66H194V65H193ZM204 67H205V66H204ZM220 67H221V68L217 67V69L219 68L220 71L224 69V68H222V66H220ZM111 68H112V67L108 66V70H110ZM138 68H139V67H138ZM141 68H142V67H141ZM158 68H159V66H158ZM176 68H177V67H176ZM210 68H211V67H210ZM230 68H231V67H230ZM230 68H229V66H228V68L226 67V70L224 69L225 72H227V73L229 74V72L233 70L232 68H231V69H230ZM112 69H113V68H112ZM160 69H161V68H160ZM199 69H198V70H199ZM202 69H203V67H202ZM219 69H218V71H219ZM228 69H229V70H228ZM249 69H248V70H249ZM255 69H256L257 71H255ZM142 70H143V69H142ZM161 70H163V69H161ZM190 70H191V69H190ZM227 70H228L229 72H228ZM236 70H237V69H235L234 72H236ZM238 70H239V69H238ZM238 70H237V71H238ZM241 70L243 71L242 68H241ZM110 71H111V70H110ZM140 71H141V70H140ZM191 71L194 73L195 70H191ZM202 71H203V70H202ZM253 71H254V72H253ZM141 72H142V71H141ZM158 72H159V71H158ZM161 72H163V71H161ZM203 72H204V73H207L206 75H208V74L210 75V74L212 73V71H211L210 73H208V72H207V69H206V72H205V70H204ZM214 72H215V71H214ZM234 72H233V73H234ZM247 72H248V71H247ZM249 72H250V70H249ZM9 73H10V76H11L12 73H11L10 70H9ZM168 73H169V72H168ZM187 73H188V72H187ZM190 73H191V72H190ZM218 73H219V72H218ZM227 73H226V74H227ZM237 73H238V72H237ZM239 73H241V72H239ZM243 73L246 74V72H243ZM159 74H160V72H159ZM164 74H165V73H164ZM215 74H217V70H216V73H215ZM220 74H223V73H220ZM220 74L217 75L218 78L221 77ZM231 74H232V73H231ZM241 74H242V73H241ZM248 74L251 75L250 73H248ZM248 74H246V75H248ZM166 75H167V74H166ZM172 75H173V74H172ZM209 75H208V76H209ZM235 75H236V74L234 73V76H235ZM254 75H255V76H254ZM210 76H211V75H210ZM210 76H209V77H210ZM217 76H216V79H218ZM224 76H225V75H224ZM232 76H233V75H232ZM232 76L230 75V78H228V79H231V78L233 79L234 76H233V77H232ZM262 76H260V80H261L262 82H264V80H262V79H263ZM204 77H205V76H204ZM213 77H214V76H212V79H213ZM226 77H227V75H226ZM236 77H238V76L236 75ZM239 77H240V76H239ZM243 77H244V76H243ZM245 77H246V76H245ZM7 78H9V77H7ZM103 78H104V77H103ZM103 78H102V79H103ZM192 78H194V77H192ZM196 78H197V77H196ZM196 78L193 79V82H194V80H196ZM253 78H251V80H252ZM261 78H262V79H261ZM104 79H105V78H104ZM109 79H110V78H109ZM180 79L182 80V78H180ZM183 79H184V78H183ZM186 79H188V78H186ZM190 79H191V78H190ZM206 79L209 80L210 78L208 79V78L206 77ZM228 79H227V81H226L227 83L224 82V84H222L221 87H223V86H225L226 84H228L229 82H231V80L229 81ZM237 79H238V78H236V80H237ZM181 80H180V81H181ZM197 80H198V79H197ZM223 80H225V79H220V81L217 82V83L220 84L221 81H223ZM247 80H248V78H247ZM251 80H250V81H251ZM253 80H255V79H253ZM108 81H109V80H108ZM111 81H112V80H111ZM161 81H162V80H161ZM169 81H170V80H169ZM177 81H179V79H177ZM216 81H217V80H216ZM228 81H229V82H228ZM244 81H245V79H244ZM109 82H110V81H109ZM116 82H117V81H116ZM116 82L114 83V81H113V84H114V85H115V84L118 85L119 82H117V83H116ZM188 82H189V81H188ZM193 82L191 83V87H192V84H195V83H193ZM196 82H197V81H196ZM233 82H234V81H233ZM248 82H249V80H248ZM248 82H247V84H249ZM252 82H253V81H252ZM110 83H111V82H110ZM155 83H156V82H155ZM155 83H154V84H155ZM159 83H160V82H159ZM162 83H163V82H162ZM164 83H165V81H164ZM205 83H208V81L206 82V80H205ZM214 83H215V82H214ZM235 83H236V82H234V84H235ZM237 83H238V82H237ZM239 83L243 84V86H244V82L242 83V82L240 81V79H239ZM239 83H238V84H239ZM245 83H246V81H245ZM250 83H251V82H250ZM174 84H175V83H174ZM198 84H199V83H198ZM201 84H202V83H201ZM212 84H213V83H212ZM229 84H230V83H229ZM229 84H228V85H229ZM256 84H257V83H256ZM258 84L260 85V83H258ZM2 85H3V84H2ZM114 85H113V86H114ZM175 85H176V84H175ZM207 85H208V84H206V86L204 85L206 91H207L208 89L211 90L212 88H211V89H210V88H207V87H208ZM209 85L211 86L210 83H209ZM216 85H217V84H216ZM230 85H231V84H230ZM245 85H246V84H245ZM262 85H263V83H262ZM196 86H197V89H199V88L201 89V87H198L197 84H195V87H196ZM199 86H200V85H199ZM226 86H227V85H226ZM243 86H242V87H243ZM1 87H5V86L3 85V86H1ZM103 87H104V86H103ZM109 87H110V86H109ZM144 87H145V86H144ZM153 87H154V86H153ZM177 87H178V85H177ZM184 87H185V86H184ZM221 87L219 86L220 89H222ZM229 87H230V86H229ZM233 87H235V89H234ZM233 87H231V88H232L233 91L235 92V90H238V89H239L240 84H239V86L234 85ZM248 87H249V85H248ZM248 87H247V88H248ZM252 87H253V85H252ZM259 87H261V85H260ZM262 87H263V86H262ZM175 88H176V87H175ZM175 88L173 89V91L175 90ZM188 88H189V87H188ZM214 88H215V87H214ZM237 88H238V89H237ZM104 89H105V88H104ZM110 89H112V88H110ZM115 89H117V88H115ZM121 89H122V88H121ZM121 89H120V90H121ZM154 89H155V88H154ZM154 89H153V90H154ZM179 89H180V88H178V90H179ZM227 89H228V87H225V89H222V90H225V91H226V95L229 94V93L227 94V92H229V91H231L230 94L233 95L234 92L232 93V89L229 90V91H227ZM240 89H241V88H240ZM242 89H243V88H242ZM256 89H257V88H256ZM7 90H8V89H7ZM112 90H114V88H113ZM180 90H181V89H180ZM180 90H179V91H180ZM217 90H218V89H217ZM222 90H220V91H222ZM243 90H245V89H243ZM4 91H5V90H4ZM102 91H103V89H102ZM105 91H106V90H105ZM139 91H140V90H139ZM145 91H146V90H145ZM159 91H160V90H158L157 92L159 93ZM167 91H168V90H167ZM170 91H171V90H170ZM183 91H184V90H183ZM214 91H215V90H213V94H214ZM225 91L222 92V93H225ZM115 92H116V91H115ZM186 92H187V91H186ZM194 92H195V91H194ZM208 92H209V91H208ZM208 92H207V93H208ZM215 92H216V91H215ZM242 92H246V91H242ZM0 93H1V92H0ZM81 93H82V92H81ZM100 93H101V92H100ZM103 93H104L103 96H104V95H108V94H107V91H106V93H105V92H103ZM110 93H111V92H109V94H110ZM120 93H121V91H120ZM143 93H144V92H143ZM152 93H153V92H152ZM187 93H188V92H187ZM189 93H190V92H189ZM189 93H188V94H189ZM210 93H212V92H209V94H210ZM220 93H221V92H220ZM238 93H239V92H238ZM247 93H249V92L247 91ZM2 94H3V93H2ZM5 94H6V93H5ZM101 94H102V93H101ZM111 94L115 95L113 92H112ZM121 94H122V93H121ZM139 94H140V93H139ZM161 94H162V93H161ZM166 94H167V93H166ZM172 94H173V93H171V95H172ZM175 94H176V93H175ZM182 94L185 95L183 92H182ZM217 94H218V93H217ZM235 94H236V93H235ZM113 95H111V96H113ZM124 95H126V94L124 93ZM158 95H159V94H158ZM163 95H164V93H163ZM169 95H170V94H169ZM169 95H168V96H169ZM191 95H192V94H191ZM197 95H198V94H197ZM202 95H203V93H202ZM214 95H215V94H214ZM214 95H213V96H214ZM226 95H225V96H226ZM238 95H240V94H238ZM238 95L236 94V96H238ZM245 95H246V94H244L243 98H244V97H247V96H245ZM26 96H27V95H26ZM109 96H110V95H109ZM121 96H123V95H121ZM141 96H142V95H141ZM143 96H144V94H143ZM156 96H157V94H156ZM168 96H167V99H168ZM206 96H207V94H206ZM223 96H224V95H223ZM233 96H234V98H235V95H233ZM81 97H82V96H81ZM104 97H106V99L111 98V97H108V96H104ZM115 97H116V96H115ZM144 97H145V96H144ZM164 97H165V95H164ZM164 97H163V98H164ZM169 97H170V96H169ZM181 97H182V96H181ZM199 97H200V96H199ZM211 97H212V96H211ZM229 97H230L229 95H228V97H226L227 99H226V101L224 102V105L227 106L226 102H227L228 104H229V102H230L231 105L229 104V105H230V106H229V109L231 110V107H232V111H233V106L235 105V103H238V102L236 101V99L234 100L232 97H230V100H229ZM239 97H241V96H239ZM239 97H237V99H238ZM112 98H113V97H112ZM112 98H111V100H112ZM134 98H135V97H134ZM150 98H151V97H150ZM157 98H158V97H157ZM165 98H166V97H165ZM190 98H191V97H190ZM216 98H217V96H216ZM218 98H219V96H218ZM224 98H225V97H224ZM224 98H223V99H224ZM256 98H257V96H256ZM256 98H255V99H256ZM258 98L260 99V97H258ZM116 99H118V98L116 97ZM121 99H122V98H121ZM141 99H142V98H141ZM174 99H175V98H174ZM174 99H173V100H174ZM206 99H207V97H206ZM213 99L215 100L214 97H213ZM213 99H212V100H213ZM231 99H232V100H231ZM253 99H254V98L250 99V100H252V104H251V101L249 102V103L251 104L250 107H249L250 111H249L248 109H247V111H245V112H249V114L252 115V116L254 115V113L251 114V112L253 111V110H251L252 107L255 106L256 108H255V107H254V108H255L256 110L260 109V108H257V105H255L256 103H254ZM255 99H254V100H255ZM27 100H28V99H27ZM75 100H76V99H75ZM75 100H74V101H75ZM78 100H79V99H78ZM78 100H77V101H78ZM103 100H104V99H103ZM125 100H126V99H125ZM128 100H129V99H128ZM155 100H156V99H155ZM162 100L164 101V99H162ZM162 100H161V102H162ZM188 100H189V99H188ZM190 100H191V99H190ZM198 100H199V99H198ZM207 100H208V99H207ZM220 100H221V99H220ZM228 100H229V102H228ZM233 100H234V102H233ZM262 100H263V99H262ZM104 101H106V100H104ZM104 101H103V102H104ZM118 101H119V100H118ZM131 101H132V100H131ZM165 101H167V100L165 99ZM168 101H169V100H168ZM168 101H167V102H168ZM171 101H172V100H171ZM199 101H200V100H199ZM245 101H246V98H245ZM256 101H257V99L255 100V102H256ZM258 101H260V100H258ZM103 102H102V104H103ZM109 102H110V101H109ZM111 102H113V101H111ZM116 102H117V101H116ZM122 102H123V101H122ZM122 102H121V103H122ZM136 102H137V101H136ZM144 102H145V101H144ZM159 102H160V101H159ZM167 102H166V103H167ZM188 102H189V101H188ZM190 102H191V101H190ZM209 102H210V101H209ZM211 102H213V101H211ZM240 102H241V101H240ZM261 102H263V101H261ZM114 103H115V102H114ZM145 103H146V102H145ZM170 103H171V102H170ZM183 103H184V102H183ZM200 103H201V102H200ZM214 103H215V102H214ZM219 103H221V102H218L217 104H219ZM232 103H234L233 106H232ZM247 103H248V101H246L245 104H247ZM107 104H109V103H107ZM115 104H116V103H115ZM129 104H130V102H129ZM134 104H135V103H134ZM143 104H144V103H143ZM143 104H142V105H143ZM159 104H160V103H159ZM161 104L163 105V106H161V108H162V109H165V108H164V107H165V106H164V103L162 102ZM168 104H169V103H168ZM173 104H174V102H173ZM178 104H179V103H178ZM196 104H197V103H196ZM245 104L243 103V105H245ZM67 105H69V104H67ZM105 105H106V104H105ZM125 105H126V104H125ZM169 105H170V104H169ZM174 105H175V104H174ZM210 105H211V104H210ZM213 105H214V104H213ZM236 105H237V104H236ZM238 105H239V103H238ZM240 105H241V104H240ZM240 105H239V106H240ZM258 105H260V104L258 103ZM261 105H262V104H261ZM73 106H74V105H73ZM116 106H117V105H116ZM119 106H120V105H119ZM121 106H122V104H121ZM143 106H144V105H143ZM157 106H158V105H157ZM180 106H181V105H180ZM188 106H189V105H188ZM191 106H192V105H191ZM191 106H190V107H191ZM216 106H217V105H216ZM218 106H219V105H218ZM241 106H242V105H241ZM241 106H240V108L244 107V106H242V107H241ZM245 106H246V105H245ZM78 107H79V105H78ZM104 107H105V106H104ZM123 107H124V105H123ZM128 107H129V106H128ZM158 107H159V106H158ZM158 107L156 108V110L158 109ZM166 107H167V105H166ZM258 107H259V106H258ZM260 107H261V110H260V111L263 112V108H262V106H260ZM12 108H13V107H12ZM12 108L9 107L8 110L11 111V112L14 114L15 112H14V110H13ZM117 108H118V107H117ZM121 108H122V107H121ZM129 108H130V107H129ZM141 108H142V107H141ZM143 108H144V107H143ZM169 108H170V107H169ZM173 108H174V107H173ZM185 108H186V107H185ZM213 108H214V107H213ZM224 108H226V110H228V109H227L228 107H225V106H224ZM235 108H238V109H239V107H236V106H235ZM174 109H175V108H174ZM183 109H184V108H183ZM183 109H182V110H183ZM218 109H219V108L217 107L216 110L219 111ZM238 109H236V111H235V112H237V114L234 115V116H235V119H236L234 122H236L237 120H241V118H242L241 121L243 122V121L245 120V119H244V116H246V115H244V114H245L244 109H243V108H242V109H239V111H238ZM252 109H253V108H252ZM255 109H254V110H255ZM121 110H122V109H121ZM129 110H130V109H129ZM152 110H153V109H152ZM158 110H159V109H158ZM184 110H185V109H184ZM186 110H187V108H186ZM245 110H246V107H245ZM35 111H38V110L35 109ZM126 111L128 112V110H126ZM160 111H161V110H159L158 112L160 113ZM163 111H164V110H163ZM173 111H174V110H173ZM177 111H178V110H177ZM213 111H215V109H213L212 112H213ZM232 111H231V115H233V114H232ZM240 111H241L243 114H240ZM28 112H29V111H28ZM153 112H154V114H155L156 111L153 110ZM179 112H180V111H179ZM255 112H256V111H255ZM258 112H259V111H258ZM132 113H133V112H132ZM145 113H146V112H145ZM170 113H171V112H170ZM181 113H182V112H181ZM224 113H225V112H224ZM238 113H239L240 115H239ZM256 113H257V112H256ZM38 114H39V113H38ZM138 114H139V113H138ZM150 114H151V112H150ZM200 114H201V111H200ZM206 114H207V113H206ZM210 114H211V113H210ZM214 114H215V113H214ZM246 114H247V113H246ZM260 114H262V113H259V115H258L257 117H260ZM39 115H40V114H39ZM39 115H38V117H39ZM130 115H131V113H130ZM130 115H129V116H130ZM134 115H135V114H134ZM151 115H153V114H151ZM196 115H197V114H196ZM220 115H221V114H220ZM226 115H228V114L226 113ZM226 115H223V118L221 117L222 115H221V116L218 115V116H219L220 118H222V120H223V123H222L221 119L219 118L221 124H219V122H217L218 125H221L220 128L222 127V125H223V127H224V125L227 123V121H229L228 119L231 118V117H230V116H231L230 114H229V117H226ZM237 115H238L239 117H241V118H238V117L236 118ZM263 115H264V114H263ZM263 115H261V117H260L261 120H262V118H263ZM101 116H102V115H101ZM158 116H159V115H158ZM181 116H182V114H181ZM193 116H194V115H193ZM198 116H199V115H198ZM201 116H202V115H201ZM201 116H199V117H201ZM215 116L217 117V114H216ZM252 116H250L251 119H252L255 115H254L253 117H252ZM34 117H35V116H34ZM40 117H41V116H40ZM40 117H39V118H40ZM110 117H111V116H110ZM133 117H134V116H133ZM154 117H155V116H153V121H152V122H154ZM164 117H165V116H164ZM174 117H176V116H174ZM135 118H136V117H135ZM172 118H173V117H172ZM172 118H171V119H172ZM207 118H208V117H207ZM212 118H213V121L216 119L215 117H212ZM227 118H228V119H227ZM233 118H234V117H233ZM1 119H3V118L1 117ZM1 119H0V120H1ZM35 119H36V118H35ZM122 119H123V118H122ZM146 119H147V117H146ZM146 119H145V121H146ZM151 119H152V117H151ZM166 119H167V118H166ZM200 119H201V118H200ZM224 119H227V121L224 120ZM256 119H257V118H256ZM260 119H258V123L263 124V126H262V125L259 126V127H260V128H259L260 132H261V130H262L261 134H260L259 130H258V131L256 130L257 132H255V130H253V129H252V130L254 131V134L256 133V134L259 135V136H260V135H263V137H264V134H262V133L264 132V128H263V127H264V122H263L264 120L261 121ZM114 120H115V119H113V122H114ZM156 120H157V117H155V121H156ZM175 120H176V119H175ZM175 120H174V122H175ZM219 120H218V121H219ZM233 120H234V119H233ZM253 120H255V119L253 118V119H252V122H253ZM133 121H134V120H133ZM133 121H132V122H133ZM170 121H171V120H169V124H170ZM215 121H216V120H215ZM224 121H225V124H224ZM118 122H119L120 124H122L123 127H122L121 125H120V126H121V128L123 129L125 125H124L123 123H121L120 121H118ZM207 122H208V121H207ZM234 122H233V123H234ZM242 122H240V124H239V122L237 121L236 124H238V125L240 126ZM249 122H251V121H249ZM254 122H255V121H254ZM1 123H2V121H1ZM1 123H0V124H1ZM55 123H56V122H55ZM88 123H89V122H88ZM147 123H148V122H147ZM147 123H145V125H146ZM149 123H150V122H149ZM159 123H160V122H159ZM171 123L174 124L172 121H171ZM175 123L177 124V122H175ZM243 123H244V122H243ZM56 124H57V123H56ZM110 124H111V123H110ZM110 124H109V125H110ZM155 124L157 125V122H156V123L154 122V124H152V125H155ZM169 124L167 123V125H169ZM178 124H179V123H178ZM200 124H202V122H201ZM203 124H204V123H203ZM234 124H235V123H234ZM236 124H235V125L232 124V125H233V126H236ZM251 124H252V123H251ZM1 125H2V124H1ZM1 125H0V128H2ZM22 125H23V124H22ZM106 125H107V124H106ZM109 125H108V126H109ZM117 125H118V124H116V126H115L116 128H115V129H117V130L119 131V130H120V129H119L120 127H119V125H118V127H119V128H118ZM126 125H127V124H126ZM132 125H133V124H132ZM138 125H140V123H139ZM145 125H144V126H145ZM156 125H155V126H156ZM163 125H164V124H162V126H163ZM180 125H181V123H180ZM213 125H214L213 127H215V128L218 129L219 126L217 127V124H216V126H215V123H213ZM232 125H231L230 127L233 128ZM238 125H237V126H238ZM255 125H256V124H255ZM20 126H21V125H20ZM20 126H19V127H20ZM23 126H24V125H23ZM100 126H101V125H100ZM108 126H107V127H108ZM149 126L151 127L150 124H149ZM149 126H148V127H149ZM226 126H227V125H225V127H226ZM250 126H251V125H250ZM252 126H253V125H252ZM17 127H18V126H17ZM58 127H59V126H58ZM110 127L112 128V126H110ZM145 127H146V126H145ZM145 127H144V128H145ZM153 127H154V126H153ZM164 127H165V126H164ZM172 127H173V126H172ZM261 127H262V129H261ZM43 128H44V127H43ZM111 128H110V131H111ZM135 128H136V127H135ZM144 128H143V129H144ZM151 128H152V127H151ZM185 128H186V127H185ZM190 128H191V127H190ZM215 128H213V130H215ZM220 128H219V129H220ZM63 129H64V128H63ZM98 129H99V128H98ZM122 129H121V130H122ZM167 129H168V128H167ZM222 129H223V128H222ZM222 129H221V130H222ZM238 129H239V127H238ZM249 129H250V128H247L248 131H250ZM39 130H40V129H39ZM104 130H106V128H105ZM112 130H113V129H112ZM131 130H132V129H131ZM134 130H135V129H134ZM139 130H140V128H139ZM150 130H151V129H149V130H146V128L144 129L145 132H146V131H149V132H150ZM162 130H163V129H162ZM165 130H166V129H165ZM198 130H199V128H198ZM227 130H228V128H227ZM227 130H226V132H227ZM229 130H230V129H229ZM235 130L237 131V128H236V127H235V129L233 130V132H234ZM106 131H108V128H107ZM115 131H116V130H115ZM156 131H158V130H156ZM160 131H161V130H160ZM172 131H173V130H172ZM206 131H207V130H206ZM222 131H223V130H222ZM236 131H235V132H236ZM111 132H112V131H111ZM111 132H110V133H111ZM113 132H114V130H113ZM135 132H136V131H135ZM154 132H155V131H154ZM163 132H164V131H163ZM163 132H162V133H163ZM209 132H210V131H209ZM226 132H225V133H226ZM250 132H252V131H250ZM258 132H259V133H258ZM43 133H44V132H43ZM92 133H93V132H92ZM110 133L108 132L107 134H110ZM116 133H117V132H116ZM118 133H119V134H122V133H123V130H122L121 133H120V131H119ZM155 133H156V132H155ZM155 133H152V134L150 133V134H151V135H154V136L156 137L157 134L155 135ZM166 133H167V132H166ZM170 133H171V132H170ZM196 133H198V132H196ZM205 133H206V132H205ZM219 133H220V132H219ZM229 133H230V132H229ZM93 134H94V133H93ZM105 134H106V133H105ZM114 134H115V133H114ZM123 134H124V133H123ZM133 134H134V133H133ZM135 134H136V133H135ZM145 134L147 135L148 133L146 132ZM150 134H149L148 136H150ZM163 134H165V133H163ZM171 134H172V133H171ZM187 134H188V133H187ZM212 134H213V133L210 132V135H212ZM220 134H221V133H220ZM237 134H238V133H237ZM252 134H253V132H252ZM94 135H95V134H94ZM194 135H195V134H194ZM203 135H204V134H203ZM226 135H227V134H226ZM226 135H225V138H226ZM240 135H241V133H240ZM27 136H28V135H27ZM27 136H25V137H27ZM42 136H43V135H42ZM108 136H109V135H108ZM110 136H111V135H110ZM110 136H109V138L112 139L113 136H112V137H110ZM122 136H123V135H122ZM122 136H121V137H122ZM148 136H146V137H148ZM159 136H160V133H159ZM165 136H166V135H165ZM182 136H183V134H182ZM199 136H200V135H199ZM215 136L218 137L219 134L216 135V133H215ZM227 136H228V135H227ZM232 136H233V135H232ZM241 136H242V135H241ZM0 137H1V136H0ZM36 137H37V136H36ZM43 137H44V136H43ZM83 137H84V136H83ZM99 137H100V136H98V138H99ZM118 137H119V136H118ZM132 137H133V136H132ZM134 137H135V136H134ZM152 137H153V136H152ZM157 137H158V135H157ZM157 137H156V138H157ZM204 137H205V135H204ZM213 137H214V136H213ZM213 137H211V138H213ZM237 137H238V136H237ZM246 137H247V135H246ZM38 138H40V137H38ZM45 138H46V137H45ZM95 138H96V137H95ZM109 138H106V139L108 140ZM123 138H124V137H123ZM148 138H149V137H148ZM206 138H207V137H206ZM222 138H223V137H222ZM27 139H28V137H27ZM96 139H97V138H96ZM104 139H105V138H104ZM104 139L102 138V140H104ZM111 139L108 140V144H107V145H109V143H110L109 141H110ZM115 139H116V138H115ZM143 139H144V138H143ZM143 139H142V140H143ZM152 139H154V137H153ZM161 139H162V138H161ZM183 139H184V138H183ZM195 139H196V138H195ZM203 139H204V138H203ZM208 139H209V138H208ZM213 139L217 140V139H219V138H217V139H216V138H213ZM220 139H221V136H220ZM226 139H228V138H226ZM146 140H147V139H146ZM149 140H150V139H149ZM154 140H155V139H154ZM162 140H163V139H162ZM164 140H165V139H164ZM164 140H163V141H164ZM172 140H174V137H173ZM188 140H189V138H188ZM234 140H235V139H234ZM25 141L27 142L28 140H25ZM35 141H36V140H35ZM56 141H57V140H56ZM94 141H95V140H94ZM112 141L114 142L115 140H112ZM122 141H123V140H122ZM147 141H148V140H147ZM156 141L158 142V140H156ZM167 141L169 142V140H167ZM194 141H195V140H194ZM198 141H199V140H198ZM244 141H245V140H244ZM244 141H243V142H244ZM95 142H96V141H95ZM120 142H121V141H120ZM140 142H141V141H140ZM143 142H144V141H142L141 143L143 144ZM225 142H226V141H225ZM255 142H256V141H255ZM259 142H260V141H259ZM259 142H258L257 144H259ZM97 143L99 144L98 139H97ZM97 143H96V144H97ZM114 143L117 144L116 142H114ZM126 143H127V142H126ZM147 143H148V142H147ZM153 143H154V142H153ZM176 143H177V142H176ZM178 143H180V142L178 141ZM193 143H194V142H193ZM196 143H197V142H195V144H196ZM210 143H211V142H210ZM217 143H220V141L217 142ZM246 143H248V142H246ZM93 144H94V142H93ZM110 144H111V143H110ZM121 144H122V145H120V144H119V145L122 147V149H126V148L123 146V143H121ZM144 144H145V143H144ZM148 144H149V143H148ZM184 144H185V143H184ZM204 144H205V143H204ZM206 144H207V143H206ZM221 144H222V143H221ZM260 144H261V143H260ZM56 145H57V144H56ZM60 145H61V144H60ZM132 145H133V144H132ZM132 145H131V146H132ZM149 145H150V144H149ZM149 145H148V146H149ZM172 145H173V143H172ZM177 145H178V144H177ZM216 145H217V144H216ZM243 145H244V143H243ZM261 145H263V144H261ZM261 145L259 146L260 148H261ZM94 146H96V145H94ZM101 146H102V145H101ZM103 146H104V145H103ZM103 146H102V147H103ZM143 146H144V145H143ZM193 146H194V144H193ZM196 146H197V145H196ZM209 146H210V144H209ZM229 146H230V145H229ZM241 146H242V143H241ZM69 147H70V146H69ZM69 147H68V148H69ZM74 147H75V146H74ZM83 147H84V146H83ZM96 147H97V146H96ZM99 147H100V145H99ZM108 147H110V146H108ZM116 147H117V146H116ZM123 147H124V148H123ZM140 147H141V146H140ZM144 147H145V146H144ZM194 147H195V146H194ZM238 147H239V146H238ZM244 147H245V146H244ZM253 147H254V146H253ZM253 147H252V148H253ZM41 148H42V147H41ZM103 148H104V147H103ZM119 148H120V147H119ZM133 148H134V145H133ZM133 148H132V149H133ZM148 148H149V147H148ZM161 148H162V147H161ZM181 148H182V147H181ZM207 148H208V147H207ZM215 148H216V147H215ZM234 148H235V145H234ZM242 148H243V146L241 147V149H242ZM70 149H71V148H70ZM105 149H107V152L110 151V150H108V148H105ZM129 149H130V147H129ZM134 149H135V148H134ZM141 149H142V148H141ZM157 149H158V148H157ZM172 149H173V148H172ZM197 149H198V147H197ZM220 149H221V148H220ZM229 149H230V148H229ZM247 149H248V146H247ZM93 150H94V149H93ZM93 150H92V151H93ZM97 150H98V149H97ZM112 150H113V149H112ZM126 150H127V149H126ZM135 150H138V149L136 148ZM149 150H150V149H149ZM161 150H162V149H161ZM163 150H164V149H163ZM252 150H253V149H252ZM92 151H91V152H92ZM94 151H95V150H94ZM94 151H93V152H94ZM117 151H118V150H117ZM124 151H125V150H124ZM155 151H156V150H155ZM206 151H207V150H206ZM241 151H242V150H241ZM246 151H247V150H246ZM248 151H249V150H248ZM259 151H261V150L259 149ZM262 151H264V150H262ZM23 152H24V151H23ZM79 152H80V151H79ZM133 152H134V151H133ZM165 152H166V150H165ZM167 152H168V150H167ZM177 152H178V151H177ZM177 152H176V153H177ZM189 152H190V151H189ZM195 152H196V150H195ZM226 152H227V151H226ZM230 152H231V151H230ZM233 152H234V151H233ZM235 152H236V151H235ZM255 152H257V151H255ZM255 152H254V153H255ZM95 153H96V152H94V154H95ZM125 153H127V151H125ZM125 153H124V154H125ZM134 153H136V152H134ZM137 153H138V152H137ZM201 153H202V152H201ZM222 153H223V152H222ZM228 153H229V152H228ZM246 153H247V152H246ZM251 153H252V152H251ZM109 154H110V152L108 153V155H109ZM111 154H112V152H111ZM111 154H110V155H111ZM119 154H120V153H119ZM170 154L172 155V153H170ZM240 154H241V153H240ZM252 154H253V153H252ZM97 155H98V154H97ZM126 155H127V154H126ZM246 155H247V154H246ZM248 155H249V154H248ZM73 156H74V155H73ZM222 156H223V155H222ZM251 156H252V155H251ZM71 157H72V156H71ZM110 157H112V155H111ZM110 157H109V158H110ZM201 157H203V156H201ZM233 157H235V156H233ZM242 157H244V156L242 155ZM245 157H246V156H245ZM247 157H248V156H247ZM247 157H246V158H247ZM52 158H53V157H52ZM73 158H74V157H73ZM82 158H83V157H82ZM93 158H94V157H93ZM120 158H121V157H120ZM131 158H132V157H131ZM133 158H135V157H133ZM161 158H162V157H161ZM171 158H172V157H171ZM184 158H185V157H184ZM189 158H190V157H189ZM205 158H206V157H205ZM205 158H204V159H205ZM222 158H223V157H222ZM240 158H241V156H240ZM252 158H253V157H252ZM254 158H255V157H254ZM259 158H260V156H259ZM259 158H258V159H259ZM262 158H264V152H263ZM53 159H54V158H53ZM66 159H68V158H66ZM94 159H95V158H94ZM94 159H93V160H94ZM110 159H112V158H110ZM135 159H136V158H135ZM169 159H170V157H169ZM217 159H218V156H217ZM232 159H233V158H232ZM47 160H48V159H47ZM106 160H107V159H106ZM132 160H133V159H131V161H132ZM143 160H144V159H143ZM148 160H149V159H148ZM150 160H151V159H150ZM150 160H149V161H150ZM227 160H229V158H228ZM88 161H89V160H88ZM104 161H105V159H104ZM113 161H114V160H113ZM154 161H155V160H154ZM160 161H161V160H160ZM186 161H187V160H186ZM189 161H190V159H189ZM213 161H214V160H213ZM216 161H217V160H216ZM83 162H84V161H83ZM94 162H95V161H94ZM136 162H137V161H136ZM161 162H162V161H161ZM183 162H184V161H183ZM191 162H192V160H191ZM202 162H203V161H202ZM204 162H205V161H204ZM230 162H231V161H230ZM258 162H259V161H258ZM262 162H263V159H262ZM95 163H96V162H95ZM110 163H111V162H110ZM120 163H121V162H120ZM129 163H130V162H129ZM157 163H158V162H157ZM176 163H177V162H176ZM214 163H215V162H214ZM216 163H217V162H216ZM219 163H220V162L218 161V164H219ZM234 163H235V161H234ZM263 163H264V162H263ZM104 164H105V163H104ZM137 164H138V163H137ZM188 164H189V163H188ZM221 164H222V163H221ZM58 165H59V164H58ZM127 165H128V164H127ZM149 165H150V164H149ZM194 165H195V164H194ZM196 165H197V163H196ZM198 165H199V162H198ZM203 165H204V164H203ZM219 165H220V164H219ZM219 165H218V167H217V170H218V168H219ZM238 165H240V164H238ZM241 165H242V164H241ZM53 166H54V165H53ZM101 166H102V165H101ZM150 166H151V165H150ZM152 166H153V165H152ZM184 166H185V165H184ZM259 166H260V162H259ZM259 166H258V167H259ZM263 166H264V164H263ZM55 167H56V166H55ZM103 167H104V166H103ZM198 167H199V166H198ZM203 167H204V166H203ZM212 167H213V166H212ZM229 167H230V166H229ZM240 167H241V166H240ZM75 168H76V167H75ZM105 168H106V167H105ZM159 168H160V167H159ZM186 168H187V167H186ZM188 168H189V166H188ZM234 168H235V167H234ZM238 168H239V167H238ZM79 169H80V168H79ZM86 169H87V168H86ZM112 169H113V168H112ZM170 169H172V168H170ZM213 169H214V167H213ZM230 169L232 170L233 167L230 168ZM259 169H260V167H259ZM259 169H258V170H259ZM263 169H264V168H263ZM263 169H262V170H263ZM52 170H53V169H52ZM74 170L76 171V169H74ZM74 170H73V171H74ZM97 170H98V169H97ZM108 170H109V169H108ZM163 170H164V169H163ZM182 170H183V169H182ZM187 170H188V169H187ZM220 170H222V169H220ZM223 170H224V169H223ZM235 170H236V169H235ZM240 170H241V169H240ZM53 171H54V170H53ZM77 171H78V170H77ZM101 171H102V170H101ZM105 171H106V170H105ZM112 171H114V170H112ZM254 171H255V170H254ZM27 172H28V171H27ZM27 172H26V173H27ZM87 172H89V171H87ZM103 172H104V170H103ZM134 172H135V171H134ZM172 172H173V171H172ZM172 172H171V173H172ZM196 172H197V171H196ZM199 172H200V171H199ZM227 172H228V171H227ZM234 172H235V171H234ZM26 173H25V174H26ZM94 173H95V172H94ZM110 173H111V172H110ZM130 173H131V171H130ZM186 173H187V171H186ZM224 173H225V172H224ZM248 173H249V172H248ZM259 173H260V171H259ZM28 174H29V172H28ZM56 174H57V173H56ZM69 174H70V173H69ZM85 174H86V173H85ZM88 174H89V173H88ZM104 174H105V172H104ZM132 174H133V172H132ZM153 174H154V173H153ZM183 174H184V172H183ZM188 174H189V173H188ZM199 174H200V173H199ZM199 174H198V175H199ZM218 174H219V173H218ZM218 174H217V176H219ZM221 174H222V173H221ZM231 174L233 175V173H231ZM240 174H241V172H240ZM251 174H252V173H251ZM261 174L263 175V172H262ZM26 175H27V174H26ZM111 175H112V174H111ZM150 175H151V174H150ZM179 175H180V174L178 173V176H179ZM81 176H82V175H81ZM97 176H98V175H97ZM118 176H119V175H118ZM151 176H152V175H151ZM168 176H169V175H168ZM222 176H223V174H222ZM225 176H226V175H225ZM28 177H29V176H28ZM69 177H71V176H69ZM98 177H99V176H98ZM156 177H157V176H156ZM156 177H155V178H156ZM215 177H216V176H215ZM239 177H240V176H239ZM260 177H261V176H260ZM89 178H90V177H89ZM100 178H101V177H100ZM143 178H144V177H143ZM151 178H152V177H151ZM157 178H158V177H157ZM183 178H184V177H183ZM195 178H196V176H195ZM229 178H230V177H229ZM24 179H25V178H24ZM51 179H52V178H51ZM53 179H54V178H53ZM96 179H97V178H96ZM107 179H108V178H107ZM115 179H116V177H115ZM220 179H221V177H220ZM244 179H246V176H245ZM249 179H250V178H249ZM249 179H248V181H249ZM253 179H254V178H253ZM25 180L27 181V179H25ZM45 180H46V179H45ZM54 180H55V179H54ZM72 180H73V179H72ZM149 180H150V179H149ZM168 180H169V179H168ZM172 180H173V179H172ZM178 180H179V179H178ZM221 180H222V179H221ZM238 180H239V179H238ZM255 180H256V179H255ZM81 181H82V180H81ZM85 181H86V180H85ZM95 181H96V180L94 179V182H95ZM102 181H103V180H102ZM102 181H101V182H102ZM132 181H133V180H132ZM132 181H131V182H132ZM150 181H151V180H150ZM152 181H153V180H152ZM166 181H167V179H166ZM176 181H177V180H176ZM185 181H186V179H185ZM187 181H188V180H187ZM201 181H202V180H201ZM215 181H216V178H215ZM230 181H231V180H230ZM262 181H263V180H262ZM52 182H53V181H52ZM52 182H51V183H52ZM79 182H80V181H79ZM155 182H156V181H155ZM159 182H160V181H159ZM169 182H170V181H169ZM171 182H172V181H171ZM180 182H181V181H180ZM188 182H189V181H188ZM219 182H220V181H219ZM231 182H232V181H231ZM233 182H234V180H233ZM241 182H242V181H241ZM61 183H62V182H61ZM96 183H97V182H96ZM103 183H104V182H103ZM185 183H186V182H185ZM208 183H209V182H208ZM217 183H218V182H217ZM217 183H216V185H218ZM223 183L225 184V182H223ZM158 184L160 185L161 183H158ZM165 184H166V183H165ZM182 184H183V183H182ZM186 184H187V183H186ZM209 184H210V183H209ZM219 184H220V183H219ZM250 184H251V183H250ZM253 184H254V183H253ZM257 184H258V183H257ZM97 185H98V184H97ZM161 185H163V184H161ZM174 185H175V184H174ZM194 185H195V184H194ZM213 185H214V184H213ZM244 185H245V184H244ZM258 185H259V184H258ZM57 186H58V185H57ZM69 186H70V185H69ZM69 186H68V187H69ZM72 186H73V185H72ZM103 186H104V185H103ZM131 186L133 187V185H131ZM149 186H150V185H149ZM163 186H164V185H163ZM168 186H169V185H168ZM180 186H181V185H180ZM195 186H198V185H195ZM200 186H201V185H200ZM211 186H212V185H211ZM211 186H210V187H211ZM214 186H215V185H214ZM221 186H222V185L220 184V188H221ZM226 186H227V185H226ZM241 186H242V185H241ZM248 186H249V185H248ZM64 187H65V186H64ZM81 187H82V186H81ZM83 187H84V186H83ZM174 187H176V185H175ZM189 187H190V185H189ZM223 187H224V186H223ZM260 187H261V186H260ZM37 188H38V187H37ZM100 188H101V187H100ZM151 188H152V187H151ZM157 188H158V187H157ZM160 188H161V187H160ZM180 188H181V187H180ZM216 188L218 189V186H216ZM216 188H215V189H216ZM220 188H219V189H220ZM234 188H235V187H234ZM238 188H239V186H238ZM244 188H245V187H244ZM253 188H254V187H253ZM261 188H262V187H261ZM129 189H130V188H129ZM183 189H184V187H183ZM183 189H182V190H183ZM196 189H197V188H196ZM199 189H200V187H199ZM201 189H202V188H201ZM211 189H212V187H211ZM211 189H210V191H211ZM231 189H232V188H231ZM235 189H236V188H235ZM235 189H234V190H235ZM239 189H240V188H239ZM259 189H260V188H259ZM105 190H106V189H105ZM155 190H156V189H155ZM157 190H158V189H157ZM167 190H168V189H167ZM182 190H181V194H182L183 191H184V190H183V191H182ZM212 190H213V189H212ZM222 190H223V189H222ZM226 190H227V189H226ZM234 190H233V191H234ZM254 190H255V188H254ZM263 190H264V189H263ZM96 191H97V190H96ZM106 191H107V190H106ZM111 191H112V190H111ZM191 191H192V190H191ZM197 191H198V189H197ZM238 191H239V190H238ZM241 191H242V190L240 189L239 192H241ZM247 191H248V190H247ZM94 192H95V191H94ZM112 192H113V191H112ZM155 192H156V193H155ZM155 192H154L155 194H158L157 191H155ZM192 192H194V191H192ZM217 192H218V191L216 190L215 193L217 194ZM239 192H238V193H239ZM242 192H244V191H242ZM242 192H241V193H242ZM254 192H255V191H254ZM107 193H108V192H107ZM123 193H124V192H123ZM174 193H175V192H174ZM198 193L200 194L199 191H198ZM249 193H250V192H249ZM78 194H79V193H78ZM86 194H87V193H86ZM91 194H92V193H91ZM108 194H110V193H108ZM125 194H126V193H125ZM176 194H177V192H176ZM183 194H184V193H183ZM183 194L181 195V197L183 196ZM188 194H189V193H188ZM210 194H211V193H210ZM213 194H214V192H213ZM213 194H212V195H213ZM225 194H227V193H225ZM40 195H41V194H40ZM70 195H71V194H70ZM84 195H85V194H84ZM88 195H89V194H88ZM92 195H93V194H92ZM92 195H91V196H92ZM96 195L98 196V193H97V192H96ZM96 195H95V193H94L93 198H96V197H95ZM129 195H130V194H129ZM160 195L162 196V194H160ZM167 195H169V194H167ZM167 195H166L165 197H167ZM185 195H186V197L188 198V195H187L186 193H185ZM212 195H211V196H212ZM217 195H218V194H217ZM220 195H221V194H220ZM241 195H242V194H241ZM49 196H50V194H49ZM76 196H78V195H76ZM89 196H90V195H89ZM102 196H103V195H102ZM130 196H131V195H130ZM175 196H176V195H175ZM189 196H190V195H189ZM213 196H214V195H213ZM215 196H216V195H215ZM244 196H245V195H244ZM256 196H257V195H256ZM46 197H47V196H46ZM80 197H81V196H80ZM103 197H104V196H103ZM171 197H172V196H171ZM171 197H169V198H171ZM193 197H194V193H193ZM218 197H220V196H218ZM234 197H235V195H234ZM240 197H241V196H240ZM78 198H79V196H78ZM88 198H89V197H88ZM88 198L85 199V197H84L85 200H87ZM104 198H105V197H104ZM152 198H154V197H152ZM169 198L167 197V199H169ZM173 198H175V197H173ZM178 198H179V195H178ZM220 198H221V197H220ZM220 198H219V199H220ZM252 198H253V196H252ZM58 199H59V198H58ZM91 199H92V198H91ZM142 199H143V198H142ZM163 199L165 200V198H163ZM171 199H172V198H171ZM171 199H169V200H171ZM196 199H197V197H196ZM214 199H215V198H214ZM217 199H218V198H217ZM237 199H238V198H237ZM240 199H241V198H240ZM259 199H260V198H259ZM92 200H93V199H92ZM183 200H184V197H183ZM183 200H182V201H183ZM190 200H191V198H190ZM257 200H258V198H257ZM38 201H40V199H39ZM93 201H94V200H93ZM143 201H144V200H143ZM174 201H175V199H174ZM187 201H188V200H187ZM192 201H195V200H193V198H192ZM211 201H212V200H211ZM218 201H219V200H218ZM228 201H229V200H228ZM251 201H252V200H251ZM251 201H250V202H251ZM58 202H60V201H58ZM91 202H92V201H91ZM94 202H95V201H94ZM98 202H99V201H98ZM114 202H115V201H114ZM139 202H140V201H139ZM139 202H138V203H139ZM163 202H165V201H163ZM167 202H169V201H167ZM167 202H166V203H167ZM170 202H171V201H170ZM179 202H180V201H179ZM184 202H185V201H184ZM216 202H217V201H216ZM222 202H223V199H222ZM224 202H225V201H224ZM231 202H232V201H231ZM233 202H234V201H233ZM233 202H232L231 205H234L235 202H234V203H233ZM236 202L238 203L239 200L236 201ZM252 202H253V201H252ZM263 202H264V198H263ZM263 202H262V203H263ZM62 203H63V202H62ZM95 203H96V202H95ZM100 203H101V202H100ZM105 203H106V202H105ZM153 203H154V202H153ZM155 203H157V202H155ZM175 203H176V202H175ZM177 203H178V201H177ZM180 203H182V202H180ZM186 203H187V202H186ZM195 203H196V202H195ZM195 203L193 202L192 205L195 204ZM63 204H64V203H63ZM89 204H90V203H89ZM96 204H97V203H96ZM106 204H107V203H106ZM159 204H160V203H159ZM169 204H170V203H169ZM171 204H172V203H171ZM208 204H209V203H208ZM216 204H217V203H216ZM245 204H246V203H245ZM250 204H251V203H250ZM109 205H110V204H109ZM140 205H141V204H140ZM142 205H144V204H142ZM152 205H153V204H152ZM173 205H174V204H173ZM173 205H172V206H173ZM189 205H190V203H189ZM231 205H230V206H231ZM241 205H243V204L241 203ZM241 205H240V203H239V205L237 204V206H236V204H235V206H231L230 209H231V211L233 210V211H232L233 213H232V218H231V219H233V221H231L232 223H231V225H229L230 227L228 226L229 230L223 235V237L225 238V241H226L227 245H230V246H232L231 244H233V245H237V244H238L239 247H240L243 243H244V245H246L247 242H250V244H251V242H252V243H255V242L257 241V243L259 242L260 244H262L261 246H262L263 248H261V249H262V252H264V212H262V215H261V212H260V215H261V216H259V217H257L259 214H257V216H255L256 212H254V211H253L254 213H253L252 211H251V213H249L251 216H250V215H247V216H246V215H244V213H242V212H246V211H244V209H242V211H241ZM263 205H264V204H263ZM88 206H89V205H88ZM88 206H87V208L90 207V206H89V207H88ZM114 206H115V205H114ZM180 206H181V205H180ZM184 206H185V204H184ZM195 206H196V205H195ZM218 206H219V203H218ZM245 206H246V205H245ZM255 206H257V205H255ZM258 206H259V205H258ZM37 207H38V206H37ZM63 207H64V206H63ZM98 207H99V206H98ZM155 207H156V206H155ZM169 207H170V206H169ZM187 207H188V206H187ZM200 207H201V206H200ZM209 207H210V205H209ZM243 207H244V206H243ZM39 208H41V207H39ZM50 208H51V207H50ZM69 208H70V207H69ZM69 208H68V209H69ZM100 208H101V207H100ZM180 208H181V207H178V209H180ZM185 208H186V206H185ZM191 208H192V207H191ZM193 208H194V207H193ZM212 208H213V207H212ZM216 208H217V206H216ZM218 208H219V207H218ZM252 208H253V207H252ZM259 208H260V207H259ZM261 208L263 209L264 207L261 206ZM26 209H27V208H26ZM45 209H46V208H45ZM51 209H52V208H51ZM73 209H74V208H73ZM84 209H85V208H84ZM141 209H142V208H141ZM189 209H190V208H189ZM195 209H196V208H195ZM206 209H207V211H208V208H207V207H206ZM60 210H61V209H60ZM90 210H91V209H90ZM101 210H103V209H101ZM104 210H105V209H104ZM146 210H147V209H146ZM146 210H145V211H146ZM176 210H177V209H176ZM200 210H201V209H200ZM220 210H221V207H220ZM238 210H239V212H241V213H238V212H237ZM249 210H250V208H249ZM253 210H254V208H253ZM255 210H256V209H255ZM263 210H264V209H263ZM24 211H25V210H24ZM37 211H38V210H37ZM61 211H62V210H61ZM108 211H109V210H108ZM147 211H148V210H147ZM181 211H182V210H181ZM211 211H212V210H211ZM256 211H257V210H256ZM1 212H2V211H1ZM13 212H14V211H13ZM81 212H82V211H81ZM84 212H85V211H84ZM99 212H100V211H99ZM109 212H110V211H109ZM128 212H129V211H128ZM130 212H131V211H130ZM160 212H161V211H160ZM175 212H176V211H175ZM214 212H215V211H214ZM217 212H218V210H217ZM247 212H248V211H247ZM63 213H64V211H63ZM86 213H87V212H86ZM88 213H89V212H88ZM180 213H181V212H180ZM184 213H185V212H184ZM191 213L193 214L194 212H191ZM226 213H227V212H226ZM22 214H23V213H22ZM26 214H27V212H26ZM26 214H25V215H26ZM69 214H70V213H69ZM97 214H98V213H97ZM107 214H108V213H107ZM128 214H129V213H128ZM171 214H173V213H171ZM182 214H183V212H182ZM242 214H243V215H242ZM245 214H246V213H245ZM247 214H248V213H247ZM67 215H68V214H67ZM82 215H83V214H82ZM88 215H90V214H88ZM99 215H100V214H99ZM108 215H109V214H108ZM132 215H134V214H132ZM146 215H147V214H146ZM173 215H174V214H173ZM176 215H177V213H176ZM223 215H224V214H223ZM18 216H19V215H18ZM84 216H85V215H84ZM144 216H145V215H144ZM156 216H157V215H156ZM167 216H168V215H167ZM183 216H184V214H183ZM186 216H187V214H186ZM196 216H197V215H196ZM212 216L215 217V214L213 215V213H212ZM230 216H231V215H230ZM248 216H249V217H248ZM252 216H254V219H255L254 221H253V220H252V221L250 220V218H251ZM22 217H23V216H22ZM79 217H80V216H79ZM81 217H82V216H81ZM81 217H80V218H81ZM87 217H88V216H87ZM90 217H91V216H89L88 218L90 219ZM133 217H134V216H133ZM157 217H160V216H157ZM165 217H166V216H165ZM184 217H185V216H184ZM193 217H194V216H193ZM197 217H198V216H197ZM3 218H4V216H3ZM11 218H12V217H11ZM13 218H14V217H13ZM19 218H20V217H19ZM24 218H25V216H24ZM126 218H127V217H126ZM134 218H135V217H134ZM169 218H170V217H169ZM178 218H179V217H178ZM186 218H187V217H186ZM217 218H218V217H217V215H216L215 219L218 220L217 222H219L220 220L217 219ZM246 218H248L249 220L247 221ZM252 218H253V217H252ZM22 219H23V218H22ZM39 219H40V217H39ZM54 219H55V217H54ZM99 219H100V218H99ZM144 219H145V218H144ZM148 219H149V218H148ZM158 219H159V218H158ZM158 219H156V220H158ZM161 219H163V218H161ZM173 219H174V218H173ZM187 219H188V218H187ZM226 219H227V218H226ZM1 220H2V219H1ZM8 220H9V219H8ZM29 220H30V219H29ZM68 220H69V219H68ZM101 220H102V219H101ZM138 220H139V219H138ZM159 220H160V219H159ZM159 220H158V221H159ZM167 220H168V219H167ZM169 220H170V219H169ZM203 220H204V219H203ZM222 220H223V219H222ZM239 220H240V221H239ZM9 221H10V220H9ZM17 221H18V220H17ZM84 221H86V220L84 219ZM211 221H212V220H211ZM223 221H224V220H223ZM245 221H246V222H245ZM10 222H11V224H12L13 221H10ZM102 222H103V221H102ZM143 222L145 223L146 221L143 220ZM160 222H161V221H160ZM162 222H163V221H162ZM162 222H161V223H162ZM175 222H177V221H175ZM188 222H190L189 219H188L187 223H188ZM201 222H202V221H201ZM214 222H216V221H213V223H214ZM237 222H242V224H245V223H246L248 227H247L246 225H244V226H246V227H245L246 229H245V230H241L240 228H241V227L244 228V226H241V225L237 224ZM251 222H253V223H251ZM16 223H17V222H16ZM82 223H83V222H82ZM87 223H89L88 220H87ZM132 223H134V221H132ZM157 223H158V222H157ZM182 223H184V221H183ZM202 223H203V222H202ZM223 223H224V222H223ZM235 223H236L237 225H236ZM65 224H66V222H65ZM158 224H159V223H158ZM162 224H163V223H162ZM167 224H168V222H167ZM175 224H176V223H175ZM200 224H201V223H200ZM219 224H220V223H219ZM226 224H227V223H226ZM248 224H249V225H248ZM262 224H263V226H262ZM20 225H21V224H20ZM121 225H122V224H121ZM123 225H124V224H123ZM151 225H152V224H151ZM168 225H169V224H168ZM195 225H196V224H195ZM201 225H202V224H201ZM206 225H207V224H206ZM216 225H218V224L216 223L215 226H213V227H214V228H218V227H216ZM221 225H222V224H221ZM232 225H233L234 227H233ZM251 225H254V227H253V226L250 227ZM260 225H261V226H260ZM6 226H7V225H6ZM107 226H108V225H107ZM154 226H155V224H154ZM162 226H164V225H162ZM173 226H174V225H173ZM190 226H191V225H190ZM192 226H193V225H192ZM197 226H198V225H197ZM197 226H196V227H197ZM209 226H210V225H209ZM1 227H3L2 230L0 229L1 232L3 233V232H4L3 230H5L6 228H4L3 225H1ZM1 227H0V228H1ZM23 227H25V226H23ZM67 227H68V225H67ZM71 227H72V226H71ZM91 227H92V226H91ZM159 227H160V224H159ZM187 227H189V225H188ZM210 227H211V226H210ZM213 227H212V228H213ZM232 227H233V228H232ZM7 228H9V227L7 226ZM65 228H66V227H65ZM75 228H76V227H75ZM95 228H96V227H95ZM144 228H145V227H144ZM152 228H153V227H152ZM160 228H161V227H160ZM174 228H176V227H174ZM192 228H193V227H192ZM223 228H224V227H223ZM223 228H222V229H223ZM234 228H235V229H234ZM243 228H242V229H243ZM262 228H263V231H261ZM16 229H17V228H16ZM27 229H28V228H27ZM27 229H26V230H27ZM93 229H94V228H93ZM119 229H120V228H119ZM155 229H156V228H155ZM157 229H159V228H157ZM194 229H195V228H194ZM197 229H198V228H197ZM218 229H219V231H218ZM218 229H215V230L217 231V233H220V230L222 231V229H220V228H218ZM248 229H249V231L251 232L250 235H249V231H248ZM6 230H7V233L5 232V234H9V233H12V232H13L14 234L16 233V232H14V231H9L8 229H6ZM45 230H46V229H45ZM145 230H146V229H145ZM173 230H175V229H173ZM173 230H172V231H173ZM208 230H210V233L212 232V233L215 234V235H212V233H211L212 237L209 238V240H210V239H211V241H215V240H216V242L219 241L218 243H214V242H212V246L214 247L215 244H217V246H218V244H219V247L217 248V246L215 245L214 248H211V243H210V241H208V242H209V246H207V247H210L213 251H214L215 248L218 249V250H220L219 248H220V245H221V242H222V241L220 242L219 239L217 240V236H216V235H218V234H217L216 232L212 231L211 228H209ZM251 230H252V231H251ZM29 231H30V230H29ZM29 231L27 230V231H26V234L29 233ZM49 231H50V230H49ZM72 231H73V230H72ZM88 231L91 232L92 230H91V231L88 230ZM115 231H116V230H115ZM159 231H160V230H159ZM164 231H166V230H164ZM223 231H224V230H223ZM260 231H261V232H260ZM47 232H48V231H47ZM85 232H86V231H85ZM113 232H114V231H113ZM149 232H150V230H149ZM196 232H197V231H196ZM207 232H208V231H207ZM2 233H1V234H2ZM48 233H49V232H48ZM114 233H115V232H114ZM114 233H113V234H114ZM157 233H158V231H157ZM157 233H156V235L158 236L159 233H158V234H157ZM165 233H166V232H165ZM210 233H209V235H210ZM258 233H259V234H258ZM30 234H31V233H30ZM54 234H55V233H54ZM54 234H53V235H54ZM88 234H89V233H88ZM116 234H117V232H116ZM170 234H171V233H170ZM182 234H183V233H182ZM182 234H181V236L184 238V236H183ZM12 235H13V234H12ZM16 235H17V234H16ZM22 235H23V234H22ZM117 235H118V234H117ZM153 235H154V234H153ZM159 235H160V234H159ZM165 235H166V234H165ZM219 235H220V234H219ZM219 235H218V236H219ZM247 235H249V236L251 237V238H250L251 240H249V238L247 237ZM251 235H252V236H251ZM9 236H10V237H8V236L6 235L5 237H6V238L8 237V240H10L9 238H11L12 236H11V234H10ZM23 236H25V234H24ZM48 236H49V235H48ZM54 236H55V235H54ZM118 236H119V235H118ZM130 236H131V235H130ZM150 236H151V235H150ZM160 236H161V235H160ZM171 236H172V235H171ZM175 236H177V235H175ZM207 236H208V235H207ZM214 236H215V237H214ZM221 236H222V232H221L220 237H221ZM5 237H4V238H5ZM16 237L19 238L20 236H15V237L13 236V237L11 238L12 240H11L10 242H8V243H10V244L13 246V248H14V246L17 245V244L15 243L16 240H19V239H15ZM25 237H26V236H25ZM29 237H30V236H29ZM29 237H28V238H29ZM46 237H47V236H46ZM119 237H120V236H119ZM158 237H159V236H158ZM169 237H170V236H169ZM178 237H179V236H178ZM208 237H209V236H208ZM1 238H2V237H1ZM4 238H3V240H4ZM23 238H24V237H23ZM23 238H22V239H23ZM26 238H27V237H26ZM26 238H25V240H27ZM53 238H54V242H55L56 238H55V237H53ZM92 238H94V237H92ZM143 238H144V237H143ZM143 238H142V239H143ZM172 238H173V237H172ZM186 238H187V235H186ZM186 238H185V241H186ZM190 238H191V237H190ZM204 238H206V237H204ZM22 239H21V240H22ZM30 239H31V238H30ZM30 239H29V241H31ZM32 239H33V237H32ZM35 239H36V238H35ZM35 239H34V241H35ZM37 239H38V238H37ZM45 239H46V238H45ZM68 239H69V238H68ZM96 239H97V238H96ZM180 239H181V238H180ZM187 239H188V238H187ZM193 239H194V238H193ZM253 239H254V240H253ZM48 240H50V239H48ZM153 240H154V239H153ZM156 240H157V239H156ZM156 240H155V241H156ZM166 240H167V239H166ZM177 240H178V239H177ZM177 240H176V242H177ZM181 240H182V239H181ZM191 240H192V239H191ZM191 240H190V243H191ZM222 240L224 241L223 238H222ZM255 240H256V241H255ZM12 241H13L14 243H12ZM23 241H24V239H23ZM32 241H33V240H32ZM50 241H51V240H50ZM56 241H57V240H56ZM59 241H60V240H59ZM92 241H93V240H92ZM148 241H149V240H148ZM157 241H158V240H157ZM178 241H179V240H178ZM27 242H28V241H27ZM71 242H72V241H71ZM74 242H75V241H74ZM195 242H196V244H197V241H195ZM6 243H7V242H6ZM19 243H20V242H19ZM25 243H26V242H25ZM29 243H30V242H29ZM35 243H36V246L38 247V243H37L36 241H35ZM91 243L93 244V242H91ZM95 243H96V242H95ZM98 243H99V241H98ZM145 243H147V242H145ZM164 243H165V241H164ZM169 243H171V242L169 241ZM173 243H174V242H173ZM182 243H183V242H182ZM193 243H194V242H193ZM259 243H258V244H259ZM15 244H16V245H15ZM51 244H52V243H51ZM54 244H55V243H54ZM69 244H70V243H69ZM147 244H150V243L148 242ZM199 244H200V243H199ZM204 244H205V243H204ZM222 244H223V243H222ZM258 244H257V245H258ZM4 245H5V244H3V247H4ZM21 245H22V244H21ZM26 245H27V244H26ZM29 245H30V244H29ZM65 245H66V244H65ZM72 245H74V244H72ZM78 245H79V244H78ZM93 245H94V247H95V244H93ZM97 245H98V244H97ZM99 245H100V243H99ZM151 245H155V244L151 242ZM171 245H172V244H171ZM178 245H179V244H178ZM197 245H198V244H197ZM207 245H208V244H207ZM238 245H237V246H238ZM70 246H71V244H70ZM159 246H160V245H159ZM173 246H174V245H173ZM176 246H177V244H176ZM185 246H186V244H184V248H186ZM250 246H251V245H250ZM259 246H260V245H259ZM0 247H2V246H0ZM5 247H6V246H5ZM5 247H4V248H5ZM16 247H18V246H16ZM20 247H21V246H20ZM57 247H58V246H57ZM77 247H78V246H77ZM98 247H99V246H98ZM100 247H101V246H100ZM100 247H99V248H100ZM153 247H154V246H153ZM157 247H158V246H157ZM166 247H167V246H166ZM171 247H172V246H171ZM177 247H178V246H177ZM181 247H182V246H181ZM4 248H3V250H5V252H6V249H7V248H5V249H4ZM11 248H12V247H11ZM21 248H22V247H21ZM24 248H25V247H24ZM40 248H41V247H40ZM158 248H159V247H158ZM174 248H175V247H174ZM210 248H208L209 251H210ZM225 248H226V249H225ZM240 248H241V247H240ZM243 248H244V247H243ZM245 248H247V246H246ZM251 248H252V246H251ZM253 248H254V246H253ZM26 249H27L26 251L29 250L28 248H26ZM96 249H97V248H96ZM178 249H179V248H178ZM182 249H183V248H182ZM222 249H223V248H222ZM224 249H225L226 251H228V249H227V247H226L225 245H224ZM224 249H223V250H224ZM241 249H242V248H241ZM249 249H250V247H249ZM249 249H248V251H249ZM16 250H17V249H16ZM37 250H38V249H37ZM147 250H148V249H147ZM167 250H168V249H167ZM170 250H171V249H169V251H170ZM183 250H184V249H183ZM193 250H194V249H193ZM212 250H211V251H212ZM231 250H232V248H231ZM242 250H243V249H242ZM242 250H240V251H242ZM250 250H251V249H250ZM252 250H253V249H252ZM30 251H31V250H30ZM84 251H85V250H84ZM87 251H88V250H87ZM155 251H156V250H155ZM165 251H166V250H165ZM211 251H210V252H211ZM213 251H212V252H213ZM215 251L217 252L216 254L219 256V255H220L219 253H220L221 250H220L219 252H218L217 250H215ZM253 251H254V250H253ZM253 251H252V252H253ZM3 252H4V251H3ZM5 252H4V255H5ZM15 252H18V251H15ZM19 252H20V251H19ZM28 252H29V251H28ZM39 252H40V251H39ZM42 252H43V250H42ZM85 252H86V251H85ZM93 252L95 253L96 251L93 250ZM167 252H168V251H167ZM171 252L173 253L174 251H171ZM175 252H176V251H175ZM179 252H180V251H179ZM196 252H197V251H196ZM212 252H211V254H209V253L206 252L207 254H209V255L206 257V260H207V258H210L211 255L213 256V255L215 254V253L213 254ZM228 252H229V251H228ZM232 252H233V250H232ZM238 252H239V251H238ZM242 252H244V250H243ZM252 252L249 253L248 257L250 256V254H251ZM262 252L260 251V254H261ZM8 253H10V255H12L11 252H8ZM36 253H37V252H36ZM79 253H80V252H79ZM86 253H87V252H86ZM117 253H118V252H117ZM168 253H169V252H168ZM190 253H192V252L190 251ZM199 253H200V252H199ZM230 253H231V252H230ZM253 253H254V252H253ZM6 254H7V253H6ZM13 254H14V253H13ZM15 254H16V253H15ZM15 254H14V255H15ZM23 254H24V253H23ZM42 254H43V253H42ZM156 254H157V253H156ZM184 254H185V253H184ZM216 254H215V255H216ZM260 254H259V255H260ZM77 255H79V254H77ZM94 255H95V254H94ZM171 255H172V254H171ZM186 255H187V254H186ZM195 255H196V254H195ZM215 255H214V258H215V259H214V262H215V260H216V258H217V255H216V256H215ZM228 255H229V254H228ZM228 255H227V256H228ZM239 255H240V254L238 253V257H239ZM243 255H244V254H242V256H243ZM246 255H247V254H246ZM255 255H256V254H255ZM259 255H258L259 259H260V260H264V253H263L261 256H259ZM7 256H8V255H7ZM15 256H17V255H15ZM29 256H30V255H29ZM35 256H36V255H35ZM41 256H42V255H41ZM89 256H90V255H89ZM110 256H111V255H110ZM116 256H117V255H116ZM153 256H155V255L153 254ZM157 256H158V255H157ZM193 256H194V255H193ZM225 256H226V254H225ZM230 256H232V255H230ZM235 256H236V255H235ZM17 257H19V254H18ZM20 257H21V256H20ZM25 257H26V256H25ZM25 257H24V258H25ZM190 257H191V256H190ZM201 257H202V256H201ZM222 257H224V256H222ZM222 257H221V258H220V256L218 257V259H217V263H216V264H219V263H220V262H218L219 259H221V261H222ZM9 258H10V257H9ZM27 258L29 259L28 256H27ZM40 258H41V257H40ZM114 258H115V257H114ZM175 258H176V257H174V259H175ZM177 258H178V256H177ZM179 258H180V257H179ZM230 258H232V257H230ZM251 258H252V257H251ZM254 258H255V257H254ZM256 258H257V257H256ZM10 259H11V258H10ZM25 259H26V258H25ZM154 259H155V258H154ZM171 259H172V258H171ZM203 259H204V257H203ZM211 259L213 260V258H211ZM234 259H235V258H234ZM18 260H20V259H18ZM23 260H24V259H23ZM31 260H32V259H31ZM148 260L151 261L152 258H151V260H150V259H148ZM201 260H202V259H201ZM240 260H241V259H240ZM240 260H239V261H240ZM24 261H25V260H24ZM32 261H33V260H32ZM87 261H88V260H87ZM133 261H134V260H133ZM208 261L210 262V259H209ZM231 261H232V260H231ZM236 261H237V260H236ZM251 261H252V260H251ZM25 262H26V261H25ZM37 262H38V261H37ZM193 262H194V261H193ZM195 262H196V261H195ZM195 262H194V263H195ZM205 262H206V261H205ZM222 262H223V261H222ZM234 262H235V261H234ZM237 262H238V261H237ZM247 262H248V261H247ZM249 262H250V261H249ZM263 262H264V261H263ZM6 263H7V262H6ZM22 263H23V262H22ZM39 263H40V262H39ZM90 263L92 264L91 261H90ZM93 263H94V262H93ZM109 263H110V262H109ZM148 263H149V262H148ZM162 263H164V262L162 261ZM169 263H170V261H169ZM183 263H184V262H183ZM183 263H182V264H183ZM252 263H253V262H252ZM2 264H3V263H2ZM12 264H13V262H12ZM15 264H16V263H15ZM17 264H18V263H17ZM24 264H25V263H24ZM28 264H29V263H28ZM36 264H38V263H36ZM61 264H62V263H61ZM133 264H135V263H133ZM153 264H154V263H153ZM164 264H165V263H164ZM166 264H168V263H166ZM170 264H171V263H170ZM198 264H199V263H198ZM201 264H202V263H201ZM204 264H205V263H204ZM207 264H208V263H207ZM209 264H214V263H209ZM221 264H223V263H221ZM228 264H230V260H228ZM234 264H235V263H234ZM237 264H238V263H237ZM249 264H250V263H249ZM253 264H254V263H253Z\"/></svg>",
	"mask_w": 264,
	"mask_h": 264
}]
</instances>
